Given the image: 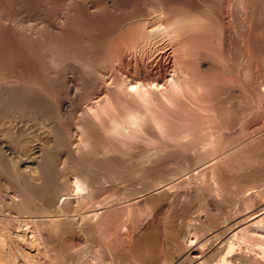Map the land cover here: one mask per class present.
Instances as JSON below:
<instances>
[{
	"label": "rangeland",
	"instance_id": "obj_1",
	"mask_svg": "<svg viewBox=\"0 0 264 264\" xmlns=\"http://www.w3.org/2000/svg\"><path fill=\"white\" fill-rule=\"evenodd\" d=\"M46 1H48V3H50L49 6H47L48 4H47ZM46 1L45 0H0V79H1L0 81L5 82V80L7 81L8 79H11V81H12V79H13L14 83L18 82V84H19V82L21 81L22 84L21 83H20L21 85L19 84L21 86V88H23V87L24 88H31V89H27V90H24V88H23V90H18V88L20 86L17 84L18 85V87H17V85L12 82L11 84H13V86H11V87L13 88V91H15L14 90L15 86L17 88L15 93H17L19 95V94H21V91H22L21 96L19 95L20 98H24V96L27 98L28 97V95H26L27 92H29L28 94H29V96H31V98H33L32 96H34L33 101L34 100L38 101L39 97L40 98L42 97L41 100L39 99V102H37V104H36L35 101L32 102V99H31V101L27 100L26 104H24L26 100H18L19 102L21 101L22 104L21 103L19 104L18 101L14 102V103L12 102L13 104L12 103H10V104L5 103L4 106L6 108L4 107V109H6V110H4V109L0 110V112H2V113H3V110L5 111L3 114L2 113L0 114V117H1L0 118V135H2V133H4V135H5V133L7 134V132L8 133L14 132V134H16L17 137H21L23 143L27 144V145L26 144H24V145L27 147V150H29V154L32 155V158H33L34 154H31V153H35L34 152L36 150L35 147L38 148L39 146L42 145V143H47V142H44V139H45V137H47V135H49V137H51V139L57 140L56 137H58L59 136L58 134H60L57 131L61 132V134H60L61 138L64 137V139H62L63 141H67L68 140V142L70 144L73 143V145H75L77 141L75 139L76 137H75L74 125H72V124H74L73 123V118L75 117L74 118V121H75V119H77L79 117V115L83 112L84 108H86L84 106V104L86 106L87 105L89 106L91 103L93 104V103H95L96 100L99 99V97H98L99 95L103 94V96H104V93H103L104 89L103 88L105 86V82L106 81H107L106 83H109L107 85H111L113 81H114V84H115L116 78H118V80H119V78H120L119 74L120 73L123 74V72H124L126 67H127L126 68L127 71L125 70L126 71L125 74L126 73L127 74L130 73L129 75H132V74H135V72H136V74L139 73L138 75H139L140 78L142 76L143 77H145V76L147 77V74L145 72L141 73L142 71H139L140 69L137 68V66H136L137 64H135V66H134V63L132 61L130 63L131 64L130 65L131 67H130V66H128V64H126L124 62H121L120 59L119 60L117 59L119 57V55H120V52H123V51L130 52V50H129L130 47L129 46L131 44H133V41L135 40L134 38L137 37V35L135 37L132 36L130 34V32L131 33L134 32L135 34H137L138 29L140 30V25H138V23L137 24L135 23V25H134V22H132L134 17L135 16L138 17V15L141 16L143 13L144 14L141 17H144V15H146V12H147V13H149L147 15H151L152 16V17L151 16L150 17L146 16V17H148L150 19L151 18H162L161 17V16H163L162 13L165 14L169 10L172 11V13L176 10L174 13L175 14H177V13L179 14V13H183V11L185 9L184 7L188 8V9H186V11H188V10H192L193 7L192 8H190V7L194 5L193 9H196L197 11L198 10L200 11L201 6H205L206 5L207 8L203 7L202 9L203 10L204 9H206V10L208 9L207 11H208L209 14L204 13V12H207L205 10L202 12V9H201L200 12H202L203 15L206 16V18H211L212 14L214 13L213 17H212L214 19L213 20L210 19L209 21L212 22V21L215 20L216 24L214 23L213 25L217 26L218 28L215 27L217 29V30H215L214 26L211 25L214 28V30L212 29L213 32H210L212 30H210L209 32H206V33H208V35L206 33H204L206 35H204V37L203 36L200 37V40H198L197 44H196V41H194V43H192L193 45L196 44L195 47H193V45H192V48H196V47L201 48L202 46H199V45H203V48H204V47H206L204 45H207V44L210 43L211 45L210 46L207 45L208 47L206 48L208 50V52H207L206 49H202V48H201V51L203 52L205 50L206 54L208 55L207 58H209V56L211 55L212 58L210 60H213L215 58L219 59L218 61H217V59L213 60V61H217L216 64L218 65V69L215 72V75H214V73H210L211 77L215 78L217 76L216 77L217 78V82H216V79H212V80L210 79V81H212V83L216 82L217 84L222 85V86L223 85L225 86L227 84V86H226L227 88H225V89H227V91L226 90L223 91L225 95L221 94L222 93L221 92L219 94L222 95V96L218 95V98H217V99L220 98L219 101H218V102H220V104H222L223 102H225V103H223L222 106L218 103V108L220 107L219 111H222V112H224L228 108H229L228 109L229 111L231 109H232L231 111H234V110H236V111L233 112L232 114L230 113L229 114L230 116H228V113H227L229 111L228 110L225 111V113H224L225 116H223V119L221 118V121L223 122V120H225V122H223V123L225 125L226 130H230L231 129L229 132L231 133V135L234 134V136H231L232 138L229 140L230 143L232 141H234L232 143V144H234L235 142L238 141V143L240 142L242 144V146L238 147V148H240L239 150L241 152L240 151L237 152L238 148H236L237 150H235V152H234L235 154H233L234 156L232 155L233 158H231L229 156L230 159L227 158L228 161L227 160H224L225 162L222 161V162H224L223 164L221 162L222 166H221L220 163L218 164V168L219 169H217V170L219 171V173H221V171H222L221 168H223V172L226 173L229 170L228 171L229 174L227 172L226 174L224 173V175H223V172H222L221 175H223V177L220 176L219 177L220 180L217 179V182L211 180L210 178L208 179V177L205 176V175L204 176H200L199 168L203 167L204 165L206 166V164L208 165V163H210L209 161L207 163H205V164L203 163V165H201V166L200 165H198L196 167L191 166L193 168L191 170L185 172L186 174L182 173V172H178L179 167L183 164L184 161L186 162V160H189L187 162H191L190 160L193 157L191 156L192 153L190 151H188V153L186 151H184L183 153L181 152V154L177 155V157L174 156L177 159V161H176V159H173L174 158L173 155L171 156L170 154H168L169 150H170L169 148L167 149L168 151H166L164 149L162 152H159L160 154H158L156 157L158 158L161 155V157H163V158L160 157V158L157 159L159 161V162L157 161L156 165H155V169H157L156 170L157 175H154V176H151V177L149 175L148 179L150 177V180H148L146 178L147 177V175H146L147 173H142L143 175H146V177L143 176L141 173H139L140 175H135V178H133L134 174H132V172H131L132 168H130V167H132V165H130V163L129 164L126 163L127 164L126 165L125 163H122V162L120 164V161L123 160L121 157H123L125 159L126 158L125 155H124L125 157L123 155L118 156L116 160L115 159L113 160L114 162L111 160V161L105 162V164H104V161H101L99 159L95 160V158H93L91 155H89L90 153H88V154L83 156L82 161H81V165H80V163H75L73 161H72V164H71L70 160H72V159H68L69 156H68V154L66 153V151L64 149L62 150V152H61V150H59V151L57 150L59 153H56L57 151H52V154L56 153L55 154L56 157H55L54 154L52 155V154H50V152H48V154H50V155L47 154L45 157H46V159L49 158L48 162H50V161L51 162H50V164H48L47 160H45V163L47 162L48 167L51 165L50 167L54 168V169L51 168L52 170H50L53 173H55V171H58V169H59V168L56 167L58 165L57 163L59 161V159H57L58 158L57 156H59L61 153H63L64 155L61 154L60 156H62V158L59 157L60 161H62V163L59 161V163H60L59 166H61V165L65 166L68 163V167L70 166V168H68V169L65 168V169H67L66 171L73 170L72 167H74L76 170L80 169V168H83V167L84 168H88V165H89V167L92 166L91 168H93L94 174H96L94 176L95 179L97 177L99 178V173L101 174L102 172H108L109 171V173L112 175V177L114 176V178H115L114 180L115 181L114 182H113V180L110 181V182L107 181V183H105L106 185L102 184L103 187L98 184L100 186V188H99V186H97L98 188H96V189H98L97 190L98 192H96V190L94 192L95 199H96V197L98 198V196H99L100 199H102L106 195H109V194L112 197H114V196H116V197L119 196L120 197L121 195L124 194L123 196H121L123 198L121 200H123V202L125 204H127V202H129V203L127 204L128 206H126L128 209H126V207H123V209L113 208V209H111V211L109 209V212H108V210L105 211L104 213L107 216L103 213V215L101 217L102 223L101 222L100 223H94V224H92V226H90L89 224H85L84 226H77V224H75L76 222H74V221H70L71 223L70 222H65L64 224L62 223L64 226H62V225L59 226V228L57 230L58 232H56L57 234H55L56 238H54V241H53L54 243L52 242L50 244L51 248L54 246V248H52V250H51L52 253L50 254L51 256L55 255L54 262H53V260H51L52 258H50V260H48L49 258H47V257H50V255L47 256L46 258H42L41 256L39 258V257H37L38 255L35 254L34 255L35 264H42L43 262H44L43 264H45V262H47L49 264H53V263L55 264V262H56V264H95V263L97 264L100 261L103 262V263L100 262L101 264H104V263L105 264H193V263L194 264H197V263L201 264L200 261L203 262V264H215V263H217L219 261V259H220L219 256L221 257L220 254H222V257H225V260L227 261L228 257L233 256L232 253H235V255L244 254V256L246 255L245 257L249 256L250 258L247 257V258H249V260L246 259V261L248 260L249 263L245 261V264L246 263L247 264H264V220L262 222H260V223H257L258 225L254 224L256 226L252 225V228L249 227V229H247L249 231L247 234H252V236H251L252 245L249 243L251 245V247H249V249H248V245L249 244L246 243V244H248L246 246L245 241L246 242H250V241L245 240V241H243V243H240V242H242V240L240 238L249 239L250 240V237L246 234V232H247L246 230L243 233V235L241 234L242 237L239 236L240 234L238 235L240 238L238 236H235V235L231 234V232H233L231 230H232V227H233L234 223H236L239 219H241L243 217V215H247L252 210L264 207V143H263L264 142V135H263L264 134V91H263L264 90V0H252V1L251 0H249V1L238 0L242 4L240 2H236L237 0H224V1L222 0L225 3V5H224V3L223 4L221 3L222 2L221 0H217V1L210 0V4L215 1L214 4L216 6L215 5H213V6L216 7V8L218 6V10H216V8H214L212 6V4L210 5L211 6V9H210L209 5H208L209 4L208 0H205L206 2L204 0H177V1L175 0L176 3H174V0L173 1L172 0H170V1L169 0H165V1L162 0L164 2L163 4L161 3L162 1H160V0H130V1H134V2H130L129 0H125L126 1L125 2V1L121 0L122 4L125 3L124 5L119 3L120 0H115L117 2H113L114 3L113 6H110V7L108 6L109 9L107 8V6L104 3H100L97 0V2L100 4V10H101L99 12V14H98V18L97 19H101L106 14H109V15L111 14L109 16V18L111 19L110 20L111 22L109 20H107L106 21L107 22L106 26L105 25L102 26L99 23H97L96 22L97 19L96 20L94 19V21H93V20H91L92 18L88 17L89 18L88 19L87 17L85 18L84 16L75 13L76 11H73L74 6H69V5L73 4V3L71 4V1H69V0H66L67 2L65 0L64 1L63 0H58V1L51 0V2H49L50 0H46ZM146 1H147V3H146ZM156 1H157V4H156ZM158 1H159L160 4L158 3ZM202 1H203V3H202ZM233 1H235L236 3H234ZM127 2L129 3V5L127 4ZM168 2H170V3H168ZM216 2H220V3L216 4ZM229 2H230V4H229ZM243 2L248 3V5L246 3H243ZM45 3H46V6H44ZM51 3H52V5H54L57 8L50 7V6H52ZM62 3L64 5L65 4L66 5L63 6ZM171 3H173V4H171ZM231 3L233 5L235 4L234 5L235 7H236V5L238 3L240 4V6H237L236 8H234V6ZM59 4L62 5V6L60 7ZM103 4L105 6H103ZM133 4H136V5L134 6ZM101 5H102V7H101ZM115 5L116 6L119 5V6L116 7ZM120 5H122L124 8L122 6H120ZM158 5H159V7H158ZM161 5H162V7L164 5V7L161 8ZM195 5L198 8H196ZM198 5L199 6L201 5V6L199 7ZM250 5L253 6V7H251ZM67 6L69 8H67ZM127 6H130L131 8L128 7V9H127ZM222 6H223V8H222ZM224 6L225 7L227 6L228 8L231 7V9L229 8V11H231V13L233 12L234 15L231 14V13H230V15L231 16H235V18L232 17L234 20L231 19V16H230V22L232 20L235 23L239 21V23H236V25H235V23L233 21L231 22V23H233V24H231V27L233 26L234 31H236L235 32V42H236L235 43L236 44L235 47H236V49H235V47H232L231 45L230 46L227 45V47H226V45H223L220 42V39H219L220 38L219 34L221 32V29H222V27H221L222 20H221V15L219 13L223 12V9L225 10ZM241 6L244 9L241 8ZM245 6H247L246 7L247 10H245L246 9ZM249 6L252 9H248ZM71 7H73V9H71ZM121 7L123 8V10H122ZM166 7L169 8V9H167ZM45 8L48 9L49 11H47ZM54 8H55V10L57 9L58 12L55 11ZM103 8L107 9V10L104 11ZM173 8H176V9L174 10ZM110 9L111 10L114 9V10H112V12H111ZM115 9H119V10H115ZM133 9H134V11L136 9V11L134 12ZM139 9H141V10H139ZM165 9L167 11H165ZM209 9H210V11H213V10L214 11L211 13L209 11ZM221 9H222V11H221ZM232 9L234 11L237 10V12H234ZM241 9H242V11H241V13H239ZM44 10H46V11L44 12ZM60 10H62V12ZM144 10H146V12H144ZM162 10H164V12H161ZM243 10L247 11V12H245V14H243L244 13ZM248 10H250V11H248ZM50 11H52V12H50ZM107 11H109V12L107 13ZM116 11H119L120 13L123 12L125 14V16L123 14H121L122 15L121 16L120 13L119 12L116 13ZM127 11L130 12L129 14H131V16L129 14H128L129 16L126 15L125 12H127ZM131 11H133V12H131ZM140 11H141V13H140ZM159 11H160L161 14L159 13ZM186 11H184V12H186ZM66 12H68L69 16L67 15ZM72 12H74V13H72ZM103 12H104V15H103ZM50 13H52V14H50ZM59 13H62V14H59ZM113 13H114V15H113ZM132 13L133 14L135 13L133 17H132V15H133ZM235 13H238L239 16H238V14L236 16ZM44 14L46 15L45 17L42 16ZM73 14H75V15H73ZM117 14H118V16L120 15L123 19L120 16L118 17ZM242 14L244 15V17H243L244 19H242V16H243ZM246 14H247V17H246ZM54 15H55V17H54ZM60 15H62V16H60ZM99 15H100V17H99ZM153 15H155V16H153ZM158 15H160V16H158ZM248 15L249 16L251 15L250 19H248V17H249ZM41 16H42V18H41ZM51 16L53 17V19H51L52 18ZM73 16H75V17H73ZM113 16H115V17H113ZM46 17L50 18L52 21H49L50 19H47ZM56 17H58L59 19L56 18ZM77 17L79 18L80 21H77L78 20ZM82 17L84 19H87V20H85V22H84V19ZM127 17H129V18L127 19ZM164 17H166V15H164ZM164 17H163V20L161 19L162 21L165 20ZM43 18H45L47 20H45V19L42 20ZM68 18H69L70 22L67 20ZM73 18H76V19H73ZM80 18H82V19H80ZM116 18H118V23H116ZM238 18H239V20H238ZM57 19H58V21H57ZM72 19H73L74 22L72 21ZM124 19L125 20L127 19V21H130L133 24L130 23V22H127V21L125 22ZM219 19L221 20L220 22H218ZM38 20H42V23H44L45 21H47V22H45V24H43L41 26L40 24H42V23L40 21H38ZM90 20L93 21V23ZM206 20L208 21V19H206ZM86 21H87V23H86ZM49 22H50V24H49ZM75 22H76V24H75ZM38 23H40L39 25L41 27L39 25H37ZM84 23H86V24H84ZM95 23L97 25H93ZM128 23H129V25L131 24L130 25L131 27L128 25ZM210 23H209V25H210ZM54 24H57L55 26L56 27L58 26L59 32H58V29L54 26ZM73 24H74V26L76 25V29L77 30H81L80 31L81 36H78L79 31L74 29L75 27H73ZM87 24L89 25V28H90V26L93 27V28L88 29V25ZM119 24H120V26H119ZM121 24H123V25H121ZM125 24L129 28H133V29H131V30L129 29L130 30L129 31L128 27H126V26L124 27ZM218 24L221 27L220 29H219V25ZM46 25H47V27H46ZM49 25H50L51 28L49 27ZM52 25L54 27H52ZM111 25L112 26L114 25V27L111 28L110 27ZM137 25L139 26L138 28H137ZM31 26H33V27L31 28ZM37 26L39 27V29H36V30L34 29L33 30V28H35V27L37 28ZM94 26L99 27V28H96ZM117 26L122 28V31ZM133 26H135V27H133ZM29 27L31 28V30H30ZM42 27H44V29ZM48 27L51 30L48 29ZM237 27H238V29H237ZM54 28H56L57 31H54L53 30ZM106 28L108 29V31L106 30ZM91 29H92V33H91ZM103 29H105L104 30L105 33L103 32ZM114 29H116V30H114ZM118 29H120V33L123 32V31L125 33L124 32L121 33V36L119 34L117 35V33H119ZM125 29H127L129 32L127 30H125ZM134 29L137 30V31H133ZM73 30H75V31H73ZM84 30H85V32H83ZM86 30L90 31V32L89 31L87 32L88 35L86 33ZM98 30H99V32H98ZM112 30L114 31V33L115 32H117V33H115V35H114ZM238 30H239V33H238ZM50 32H51L52 35L50 34ZM100 32L103 35H101ZM107 32H109V33H107ZM57 33H58V35H57ZM97 33H99L100 35L97 34ZM127 33L129 35H127ZM134 33H133V35H135ZM213 33L214 34L217 33L216 35L219 36V37H217L216 35L213 37V35H214ZM53 34H56V35H53ZM104 34H107V35H104ZM122 34L123 35L125 34V38H123L124 36H122ZM74 35H76L78 37H81V41L82 42L78 41L79 39L77 37H75ZM236 35L238 37L237 39H236ZM107 36H109V37H107ZM207 36H209L210 38L207 37ZM51 37L52 38L54 37L53 38L54 40L57 39V43H55V41L53 40V43H55V44H52V38ZM89 37H90V39H89ZM93 37H95V38H93ZM100 37H102V38H100ZM111 37H113V38H111ZM205 37H207V38H205ZM211 37L213 39L212 43L210 42L211 40L208 41V39H211ZM48 38H50L49 41H48ZM75 38H77V39H75ZM82 38H83V40H82ZM103 38H104V40L101 41ZM109 38H111V39H109ZM116 38L117 39L120 38V40L118 39V41H121V38H122V42H120V43L124 44L125 46L121 47L122 44L120 45V43L117 42ZM129 38H131L132 40L129 39ZM202 38H205V40L203 39L204 43L201 42ZM86 39H87V41H86ZM206 39H207V41H206ZM90 40H92V41L90 42ZM105 40L108 41L110 46H108V44L104 43V42H106ZM125 40L126 41L128 40V42L130 41L129 43H131V44H129L128 42H125ZM218 40H219V42H218ZM58 42H59V44H58ZM87 42L89 43V46L91 48L89 46H87L88 45ZM93 42H95V43H93ZM115 42H117V43H115ZM78 43H79V45H78ZM92 43H93V45H92ZM50 44H52L51 46H54L55 49L57 48L56 49L57 52L55 51V49L53 47L49 46ZM56 44H58V45H56ZM84 44H87V45L85 46ZM100 44H102V45H100ZM103 44L106 45V46L103 47L104 46ZM112 44H113V46H112ZM82 45H84V46H82ZM126 45H128V46H126ZM222 46H224V47H222ZM48 47H50V48H48ZM84 47L90 48V51H89V49H85ZM109 47L111 48V50L109 49ZM123 47H124V49H123ZM126 47L127 48L129 47V48L127 49ZM80 48H81L82 51L84 50L83 53L80 50ZM93 48H95V49H93ZM104 48H106V51L109 49L110 52L109 51L105 52V50H103ZM112 48L114 49V51L116 53L113 51ZM47 49H49L48 50V54H47ZM98 49H100V50H98ZM210 49L212 50V53L216 52V54H217V51H218V54H217L218 56L214 57L216 55L215 53H214V56H213V54H210L209 53ZM221 49H224V50H221ZM227 49H229L228 52H226ZM247 49H248V51H247ZM86 50H87V53H85ZM126 50H129V51H126ZM211 50H210V52H211ZM232 50H234V52H231ZM242 50H243V52H242ZM61 51L63 52L64 55L62 54ZM94 51H96V52L94 53ZM100 51L101 52L103 51L104 53L101 54ZM244 51H246L247 53L244 52ZM90 52H93V53H90ZM97 52H99V53H97ZM205 52H203L204 55H205ZM57 53H58V55H56ZM81 53L83 55H81ZM84 53L86 55H84ZM88 53H89L90 57L87 56ZM108 53H109V55H108ZM225 53H227L228 55H226ZM230 53H232V54H230ZM233 53L235 54V58L236 59L240 58L241 60L239 59L238 61H236V59H233L232 63L228 64V62H230V57L229 56L230 55H234ZM50 54H51V56L48 57V55H50ZM93 54H94L95 57H92ZM104 54L105 55L107 54V55L104 56ZM113 54H114V56H113ZM219 54H221V57H219L220 56ZM96 55H98L99 58ZM117 55H118V57L116 58ZM207 55H205V56H207ZM223 55L225 56V58L222 57ZM236 55H238V56L236 57ZM80 56L83 57V58H81ZM85 56H87V60H86ZM226 56H227L228 59L226 58ZM110 57L113 58V59H111ZM50 58H52V59H50ZM94 58H96L95 59L96 61L94 60ZM100 58H101V60H100ZM88 59H89V61H88ZM223 59L226 61V64H225L226 66L223 65L224 64ZM54 60H55V62H53ZM102 60H104V61H102ZM234 60H235V63H234ZM83 61L86 62L87 66H84L85 64H83V65L81 64V62L84 63ZM90 61H92V63ZM119 61L123 65H121L119 63ZM95 62H96V64H98V66L94 65ZM236 62H237V65L235 67ZM239 62H241V63L239 64ZM247 62H248V65H249V63H252V64H250L247 67ZM99 63H100V66H99ZM245 63H246V65H245ZM92 64H93L94 67L92 66ZM101 64H102L103 67H101ZM116 65H117V67L115 68ZM132 65L137 69V70H135V72L133 71L135 68L133 69ZM231 65H233L236 68L235 70H237V74H235V75H237L236 77H234L235 75L233 73H232V75L228 74V73L231 72V70H228V69H230L229 67ZM83 66L86 67V69H84ZM90 66H92L93 68L90 67ZM104 66H106V67H104ZM122 67H124V68H122ZM128 67H130V69ZM223 67H224L225 70L223 69ZM237 67H238L239 70L237 69ZM250 67L253 70L252 71L253 75H251V76H250V74H252V72H249ZM89 68L90 69L92 68L91 70L94 71V72H92ZM96 68L97 69L100 68V69L97 70ZM103 68L107 69V72H105L106 70L103 69ZM119 68H121V69H119ZM243 68H246L245 71L247 73L248 72L249 73L247 74L244 71ZM93 69H95L96 71L93 70ZM86 70H87L88 73L86 72ZM116 70H118V76L116 75V73H117ZM221 70H223V72L225 71L224 75H223V72ZM227 70L230 71V72H228ZM89 71H91V72H89ZM99 71H100V73H99ZM132 71H133V73H132ZM234 71H232V72H234ZM95 72H97V73L95 74ZM226 72H227L228 75L226 74ZM113 73H114L115 77L112 78V76H114V75H112ZM218 73L219 74L221 73L220 76H219ZM98 74H102L101 76L105 80H103L101 77H99ZM103 74H105V75H103ZM107 74H109V75H107ZM122 74H121V76H122ZM157 75H159V73L155 74V76H157ZM221 75H223V77H221ZM103 76H105V77H103ZM226 76L227 77L228 76H233L234 77L233 83L235 85L232 83V81L231 82L228 81L230 79H228ZM110 77L112 79H110ZM237 77H239V79ZM250 77H252V79ZM99 78L102 79V80H99ZM108 78H109L110 81H112L111 83H110V81L108 82ZM223 78H226V79H223ZM14 79H15V81L17 79V81L15 82ZM125 80L128 81V82L132 81V80H134L133 82L138 81V80L139 81L142 80L144 82L146 80L147 81L150 80V82H152V83H153V81H155V79H153V81H152V79H145V80L144 79H124V81ZM157 80H159L160 82L162 80L163 83L165 82V79H157ZM236 80H239V81L235 82ZM11 81H9V82H11ZM98 82H100V87L98 86L99 85ZM238 82H239V85L237 86ZM101 83L103 84V87L101 86ZM152 83H150V84H152ZM24 84H25V86H24ZM228 84L231 85V87L233 85L235 87V89L237 88L235 90V92ZM101 88L103 90L99 91V89H101ZM223 89H224V87H223ZM238 89H240L242 92L240 93V90H238ZM28 90H31V92L34 91V92H36V94L34 93V94L30 95L31 92L28 91ZM230 90H232V92ZM18 91H20V92H18ZM25 91H27V92H25ZM67 91L69 93L71 92L73 94H69ZM101 91H102V94L100 93ZM228 91H229V93L231 92L232 94H229ZM225 92H227V93H225ZM238 92L240 94H237ZM95 93L98 96L94 95ZM226 94H227L228 98H227ZM35 95H38V96H35ZM223 95H224V97H223ZM231 95H233V96H231ZM64 96H66V97H64ZM75 96H76V98H74ZM96 97H98V98H96ZM232 97H234V99H232ZM36 98H37V100H36ZM73 98H74V100H73ZM94 98H96V100L91 102V100H93ZM224 98H226V101H225ZM227 99L230 100V103H229V100H227ZM234 100H236L237 102L234 101ZM240 100H242V101H240ZM42 101H44V102H42ZM233 101H234V103H236L235 107L236 108L239 107V108L233 109L234 108ZM238 101H240V102H238ZM15 103L16 104L18 103L19 105L18 104L16 105ZM57 103H61V104H57ZM6 104L9 105V106H7ZM27 104L29 105L28 106L29 108L27 107ZM62 104H65V106H61L60 109H59V105H62ZM224 104L225 105L226 104L227 105L231 104V105L226 107L227 105L225 106ZM237 104H238V106H237ZM14 106H15V108H13ZM21 106L24 107V108L22 109ZM56 106L58 107L59 111H58ZM231 106H232V108H231ZM221 107H222L223 110L221 109ZM7 108H8V110H7ZM18 108H20V109H18ZM224 108H225V110H224ZM13 109H15L16 111L13 110ZM20 110H22V111H20ZM237 110H238V112H237ZM67 111H68V113H67ZM79 111H80V114H78ZM236 112L238 113L237 114L238 116L236 115ZM63 113H67V115H64ZM4 114H6V115H4ZM7 114H10V115H7ZM233 114H234V116L236 115L237 117L235 116L236 120L233 119L234 121H231L232 118H234V116H232ZM75 115L77 116V118H76ZM226 115H227V117H226ZM225 117L228 118V119H224ZM228 120H229L230 123L228 122ZM235 121H236L237 124L236 123L234 124ZM226 122H228L229 125H227ZM70 124H71L72 127L69 126ZM239 127L242 130V132H240L241 131L240 129H237V130L235 129V128H239ZM53 130H55V131H53ZM234 130L237 131V132H235ZM238 130H240L239 134H238ZM259 131L262 132V133L260 134ZM50 132H51V134H49ZM52 132H54V133H52ZM67 132H69V133H67ZM17 133H19L20 135L18 136ZM62 133H64V134H62ZM258 133L261 135V137L257 136ZM52 134H53V136H52ZM67 134L70 136L69 139H68L69 136ZM237 134L240 135V136H238V138H237ZM52 137H55V138H52ZM234 137H235V140H234ZM247 137H249V139H248L249 143L246 141ZM251 137H253L251 139L253 142H250V138ZM254 137L256 138V140L258 142L261 141L259 143V145H258V142L256 140L255 141L253 140V139H255ZM65 138H66V140H65ZM261 138H263V139H261ZM242 139L243 140L246 139L245 140L246 142L243 141ZM41 141H42V143H41ZM73 141H75V142H73ZM51 142H53V141L51 140ZM256 142H257V144H256ZM238 143H235V144H238ZM245 143L247 144L248 148H246ZM251 143L254 144V145H252ZM243 145H244V148H243ZM28 147H29V149H28ZM59 147H60V145H59ZM244 149H247L248 153H247V150L245 151ZM249 149H250V155H252V156L249 155V157H248ZM236 152L240 153V154L237 155ZM162 153H163V155H162ZM29 154L27 155L28 157H29ZM244 154L247 156V158L249 160L251 159L250 160L251 162L248 159L246 160V163L244 162L245 159H246V156L244 158ZM51 155H52V157H51L52 160L50 159V157H48V156H51ZM66 155L68 157H66ZM239 156L242 159H240ZM28 157H25V160L31 158V156L29 158ZM63 158L66 161V162L64 161L66 164L63 162ZM178 158H179V160H178ZM238 158H239V161L242 162V163H240L238 161ZM31 159L27 160L26 163H29L31 161ZM90 159H91V162H90ZM162 159H164V162H163ZM67 160H68V162H67ZM233 160L235 162L237 160L238 162L234 163ZM241 160H243V161H241ZM52 161H53V163L55 162L56 164L55 163L53 164ZM98 162L99 163L103 162V163L101 165ZM229 162H230V164L228 165ZM110 163H112V167H111ZM115 163L117 165H115ZM157 163H159V166L162 165L163 163L164 164L162 166H160V167H162V168H160V167L157 166ZM231 163H233V164H231ZM249 163H250V165H249ZM76 164H77V166L79 168H76L77 167ZM71 165H72V167H71ZM73 165H75V166H73ZM94 165H96V166L100 165L102 169L107 167V168H105V170H107V171H105V170L103 171L100 167H98V166L96 167ZM231 165L234 166L235 169ZM241 165H243L242 169H241ZM245 165H247V166H245ZM127 166L128 167L130 166V167L128 168ZM244 166L247 168V170H246V168ZM95 167H96V169H98V170H96L97 173H95L96 172L95 171ZM108 167H110L111 169H114V170H112L113 172H115L117 170L116 173L112 174L111 169L108 168ZM114 167H116L117 169L114 168ZM118 167H120V168H118ZM159 168H160V171H158ZM177 168H178V170H176ZM244 168H245L246 171H248L249 169L252 170V171L249 170L250 172L249 171L246 172L244 170ZM254 168H255V170H254ZM75 169H74V171H75ZM173 169H174V171H173ZM61 170H64V169L61 168ZM123 170L125 172L128 170V172L125 173ZM170 170H171L172 174L170 173L168 175H169V178L171 180L167 177V173ZM98 171H100V172L98 173ZM118 171H119V173H117ZM129 171H130V174H129ZM47 172H49V171H47ZM52 172H49V173L51 174ZM121 172L124 173V174L122 175ZM173 172H175L176 174L175 173L173 174ZM159 173L161 175L162 174L164 175V173H165L166 174L165 176H166V178H168V180L165 178L166 180H164V182H166V183H164V182L161 183L162 185H164V187L162 185H159V186L156 185V187L154 186L155 188L153 187L154 188L153 190L155 192L156 189L158 187L161 188V186H162V188H165L166 190L169 188L167 190L168 192L166 191L168 193V194L166 193L168 196H166L164 194L165 196L161 195V196H164V197H159V195H158V197L157 198L155 197L154 199H152V201L155 200V199H159V201H161L160 199H162V200L165 201V202L162 201L165 205H168L171 202L175 201V203H171V204H174V205L177 204V205H175V206L172 205L171 208H169L170 209L169 211H168L167 208L166 209L160 208L158 210V212H157L159 214H158V216L156 218V221L157 220H159V221H157V222L155 221V223L153 222V223L150 224V223H146L147 220H145V219H148L150 216L154 215L155 211L152 208V201L150 199L152 197L147 199L145 193L147 194V190L150 191V192H153L152 188H148V185L150 183H152L153 181H155L158 178V176H160ZM5 174L6 173H4V175L2 174V176H0V178H3V179L0 180V185L4 187L3 188V187L0 186V194L3 193V195H5L4 197H6V201H7V198H9L11 196V195L9 196V194L12 191V190H9V189H12V188H9V186H12V184H13L12 182H15V181L12 180L10 177L6 178ZM173 175H175V176H173ZM125 176H128L129 178L127 179V177H125ZM137 176H139V177H137ZM124 177H125L126 180L124 179ZM130 177H132V178H130ZM153 177H155V180H154ZM171 177H173V178H171ZM194 177H198L199 178L200 186H201V188H204L203 189V194H205V195L202 196L204 199L197 200L196 198L192 197L195 200H197L198 202L197 201H193L194 199H192V201L188 200L187 201L188 203H186V201L185 202L181 201L183 203V205L181 206L182 203H180V200H179L180 196L179 197H177V196L179 195V193L181 195L184 192L192 191L193 188H191L192 186H190L191 183H189L190 185H188V181H189V179H191V180L194 179ZM9 178H10V180H9ZM69 178L72 179L71 175L69 176ZM121 178H123L124 180H122ZM151 178H152V181H151ZM180 178H182L183 180L180 179ZM145 179H146V181H145ZM180 180H182V182L184 180L187 181L186 183H187L188 186L185 183V185H186V186H184L185 188H183V187L180 188L179 186L176 187L177 186L176 183H178V181H180ZM9 181H10V183H9ZM63 181L65 182V180H63ZM63 181H62V184H64ZM121 181H123V182L121 183ZM144 181L146 183H148V182H150V183L148 185H145L146 183ZM136 182H138V184H136ZM142 182H144L143 185H142ZM7 183H8V185H7L8 188L6 187ZM117 183L118 184L120 183V186ZM172 183L175 184V185H173ZM214 183H216V184H218L220 186L216 191H214L216 193H214L213 191H211L210 194H209V192L207 193V191H205V189H208L210 187V184H214ZM108 184L110 185V187L108 186ZM165 184H169V185L171 184V185L167 186ZM117 185L119 186V188H116V187H118ZM172 185H173V187H172ZM104 186H106V187H104ZM143 186L144 187L146 186L145 187L146 190L143 189L141 191L140 188L143 187ZM246 188H248V189H246ZM4 189L9 190V191L6 192V190H4ZM102 189L104 191H102ZM219 189H221V190H219ZM232 189L235 190V191H233ZM237 189H240V190L236 191ZM117 190H119V193H118ZM120 190L121 191L124 190L125 192L123 191L122 194H120ZM135 190H137V191L135 192ZM170 190H172V191H170ZM230 190H231V192H230ZM242 190H245V192H243ZM116 191H117V194H116ZM126 191H128V192L126 193ZM138 191H139V193H138ZM143 191H145V192H143ZM239 191H241V195L237 196L236 193L239 192ZM249 191L250 192L252 191V192L250 193ZM104 192H106V193H104ZM114 192H115V194L113 195ZM129 192H133L134 194L131 193V195H130ZM234 192H236L235 193L236 195L234 194L236 197L233 195ZM246 192L248 194L250 193L251 195L250 194L249 195L252 198L249 197V195ZM5 193H8V194H5ZM96 193L98 195H96ZM125 193H126L127 197H129V199H127V200L124 199V198H126ZM212 193H214V194H212ZM230 193H231V195H230ZM132 194L134 196L135 195L136 196L134 197V196H132ZM253 194H255V196ZM100 195H102V196H100ZM103 195H105V196H103ZM142 195H144V196H142ZM169 195H170V197H169ZM256 195H258V198L254 200V198H256ZM111 196H109L107 198H110ZM140 196L142 197V199H141ZM241 196H244V197L241 198ZM247 196H248V198H247ZM116 197H114V198H116ZM133 197L135 199H138L137 201H138L139 204H137L136 200ZM0 198H2V199H0L1 202L3 200H5V199H3V196H0ZM114 198H112L111 200H113ZM144 198H145V200H144ZM244 198H245V200H243ZM131 199L134 200V201L133 202L129 201ZM248 199L251 202H249ZM97 200H99V199H97ZM124 200H126V202ZM142 200H144L145 204L142 203L143 202ZM242 200L244 201L245 205L243 204ZM140 201H141V203H140ZM156 201L159 202L158 200H156ZM156 201H154V203ZM1 202H0V230H1L0 232L2 233V231H3L4 234H6L7 238H8L9 234L11 235V233H12L14 235L15 230L17 231V229L21 228V227H17V226H18L19 223H22V222H19V221L21 220L23 215L24 214H28V213L30 214L31 211L33 212V209H31V208H33V204L34 203L31 202V203H29L30 205L29 204L28 205L20 204L19 206L16 207V208H18L20 210L17 209V211H16L15 207H14V210H13V208L10 209L9 207H7V205H4V204H6L5 202H4V204H1ZM149 202H150L151 205L148 204ZM157 202L155 203L156 205H157ZM162 202H160V203H162ZM178 202H179L180 205L178 204ZM201 202H204V203L201 204ZM132 203H134L136 206L134 204H132ZM246 203H247V206H246ZM22 205H23V207H22ZM139 205H141V206L139 207ZM20 206H21V208H20ZM24 206L25 207L27 206L26 207L27 209H24L25 208ZM129 206H131V207H129ZM144 206H148L149 208L147 209V207H144ZM28 207L30 209L29 210L30 212L27 211ZM135 207H136L137 211H134V210H136V209H134ZM150 207L152 208L151 209L152 211L150 210ZM159 207H160V205H159ZM1 208H3V209H1ZM4 209L6 210V213H5ZM80 209L81 208H79L78 210H80ZM82 209L84 210L85 208H82ZM7 210H9V211L7 212ZM78 210H77V213L80 212ZM82 211L80 212V214L82 213ZM127 211H128V213H127ZM166 211H167V213H166ZM10 212L12 213V215L10 214ZM16 212H17V214H15ZM107 212L112 214V215L107 214ZM149 212H150V214H149ZM235 212H236L237 215L235 214ZM3 213L8 214V216L3 214ZM18 213L19 214L23 213V215L22 214H21L22 216L18 215ZM126 213H127V215H126ZM151 213H152V215H151ZM80 214H77V215L75 214V215H76V217H79ZM114 214H115V216H114ZM231 214H232V216H231ZM104 216H106V217H104ZM124 216H125V218L127 220H125ZM132 216H135L137 219L133 217L134 218V220H133V218H131ZM4 217L7 218V219L5 218V220H8V223H5L6 221L3 220ZM110 217H111V220L109 219ZM128 217L130 218L129 219L130 221H128ZM102 218H104L105 220L102 219ZM116 219L118 221L119 220L120 221L118 222V221H116ZM135 220H137V221H135ZM112 221H113V224L111 223ZM115 221L117 222V225L115 224ZM127 221H128V223H130L132 221V224L131 223L128 224ZM121 222L122 223L125 222V223H123V225H122ZM68 223H70V224H68ZM105 223H107L108 225L105 224ZM72 224L73 225L75 224V225L72 226ZM125 224H127V225H125ZM182 225H184V226H182ZM76 226L80 227V228H77ZM60 227H62V228H60ZM83 227H85V228H83ZM180 227L183 228V229L181 228L182 231H184V229H185L184 227H187L188 230H186V229L185 230L189 231V232L188 233L181 232ZM227 227H228V229H227ZM201 228L203 229V231L202 230L200 231ZM226 229H227V231H225ZM223 233H224V235H223ZM226 233H227V235H226ZM179 234H180V236H179ZM185 234L187 235L186 239L184 238ZM229 234L231 235L229 237L230 239H231V237H233V239H234V236L237 238V239L236 238L234 239L235 241H233L232 239L231 240L229 239V241L233 242V243L231 242L232 245L234 244L233 246H229V245H231L230 242L228 241L229 242L228 243L226 241L227 240L226 238L228 237ZM13 235H11V237L7 239V243H6L7 251L10 250L9 254L11 256H13L15 254V256H13L11 258L12 259L16 258L15 264H30L29 261H27L25 258H23V259L20 258L21 255L20 256H16L17 253H18L16 251L20 250L19 249L20 245H19L18 241L16 240V238H14L15 236H13ZM188 238H190V240L193 239L191 244H189V242L187 241ZM222 238L226 241L225 243H224V240H223V242L220 240ZM238 238L240 239V241H238L239 240ZM217 243L218 244L220 243L221 245L220 244L218 245ZM227 243H228V245H227ZM189 245H191V246H189ZM186 246L189 247V248H192V249H190V251H189V248H187ZM234 246H235V248H234ZM229 247L230 248L233 247L232 248L233 250L230 249L231 251H229ZM241 247L243 248V250L245 252L246 251H248V252L251 251V252L248 253V255H247L245 252H243ZM179 248H180V250H179ZM182 248H184V249H182ZM239 248L241 249V251H240ZM32 253H33V251H32ZM223 254L226 255V256H224ZM10 255L8 257H10ZM251 255H252V258H251ZM56 256L57 257L59 256L58 259L56 258ZM11 258H10V260H12ZM39 259H41V261ZM42 259L45 260V261L42 262ZM8 260H9V258H8ZM240 260L241 259H237L236 262H241V264H244L243 263L244 260L243 261L242 260L240 261ZM196 261H198V262H196ZM220 261L221 262H219L217 264H220V263L221 264H226V263L229 262V261L226 262V261L221 260V259H220ZM230 263L231 262H229V264ZM235 263L233 262L231 264H235ZM0 264H2V263L0 262ZM6 264H8V262ZM10 264H12V261H11ZM236 264H238V263H236Z\"/></svg>",
	"mask_w": 264,
	"mask_h": 264
},
{
	"label": "bare ground",
	"instance_id": "obj_2",
	"mask_svg": "<svg viewBox=\"0 0 264 264\" xmlns=\"http://www.w3.org/2000/svg\"><path fill=\"white\" fill-rule=\"evenodd\" d=\"M46 1V0H45ZM56 1H58V0H56ZM64 1V0H63ZM66 1V0H65ZM69 1H71V4L72 5H69V6H74V9H73V7H71V9H73V11H76L75 13H77V14H79V15H82V16H84L85 18L87 17H89V18H92L91 20H93L94 21V19L96 20L97 18H98V14H99V12L101 11L100 10V4L97 2V0H69ZM100 3H104L106 6H107V8H108V6L110 7V6H113L114 5V3L113 2H117V1H115V0H98ZM123 1H125V0H123ZM130 1V0H129ZM160 1H162V0H160ZM165 1V0H164ZM170 1V0H169ZM173 1V0H172ZM177 1V0H176ZM176 1L174 0V3H176ZM205 1V0H204ZM213 1V0H212ZM215 1H217V0H215ZM215 1L213 2V3H211L212 4V6L213 5H215L214 3H215ZM222 1V0H221ZM224 1V0H223ZM221 2L222 4L224 3V2ZM243 1H249V0H243ZM252 1V0H251ZM47 2V6H49L50 5V3H48V1H46ZM49 2H51V0L49 1ZM67 2V1H66ZM65 2V3H66ZM126 2V1H125ZM130 2H134V1H130ZM154 2V1H153ZM152 2V3H153ZM180 2V1H179ZM200 2V1H199ZM206 2V1H205ZM204 2V3H205ZM234 3H236V2H240V1H233ZM53 3V2H52ZM52 3H51V5H52ZM59 3V2H58ZM61 3V2H60ZM64 3V2H63ZM62 3V4H63ZM119 3H121V0L119 1ZM118 3V4H119ZM124 3V2H123ZM146 3H147V1H146ZM158 3H159V1H158ZM162 4L164 3L163 1L161 2ZM168 3H170V2H168ZM198 3V2H197ZM202 3H203V1H202ZM201 3V4H202ZM208 5H209V8L211 9V4H210V0H208ZM218 3H220V2H216V4H218ZM227 3V2H226ZM241 3V2H240ZM243 3H246V2H243ZM55 4V3H54ZM57 4V3H56ZM67 4V3H66ZM65 4V5H66ZM103 4V6H105ZM122 4V3H121ZM125 4V3H124ZM124 4H122V5H124ZM127 4L129 5V3L127 2ZM154 4V3H153ZM156 4H157V1H156ZM160 4V3H159ZM166 4V3H165ZM171 4H173V3H171ZM221 4V5H222ZM229 4H230V2H229ZM232 4V3H231ZM242 4V3H241ZM247 5H248V3H246ZM250 4V3H249ZM254 4V3H253ZM252 4V5H253ZM60 5V4H59ZM64 4H63V6H65ZM122 5H120V6H122ZM134 6L136 5V4H133ZM149 5V4H148ZM178 5V4H177ZM224 5H225V3H224ZM233 5V4H232ZM235 5V4H234ZM233 5V6H234ZM244 5V4H243ZM242 5V6H243ZM44 6H46V3H45V5ZM57 6V5H56ZM62 5H60V7H61ZM116 6V5H115ZM117 6H119V5H117ZM116 6V7H117ZM131 6V5H130ZM130 6H127V9H128V7H130ZM133 6V7H134ZM153 6V5H152ZM155 6V5H154ZM170 6V5H169ZM190 6V5H189ZM196 6V5H195ZM199 6V5H198ZM201 6V5H200ZM199 6V7H200ZM216 6V5H215ZM220 6V5H219ZM237 6H240V4L238 3L237 5H236V7ZM241 6V8H243ZM251 6V5H250ZM248 7V9H252L251 7H253V6H251V7ZM50 7H55L54 5H52V6H50ZM59 7V8H60ZM101 7H102V5H101ZM115 7V8H116ZM123 7V6H122ZM121 7V8H122ZM137 7V6H136ZM158 7H159V5H158ZM163 7H164V5H163ZM162 7V5H161V8H163ZM176 7V6H175ZM181 7V6H180ZM194 8V5L193 6H191L190 8ZM203 7H205V8H207V6L205 5V6H201V9L203 8ZM214 7V6H213ZM221 7V6H220ZM235 6H234V8H236ZM247 6H245V8H246ZM47 8V7H46ZM45 8V9H46ZM55 8H57V7H55ZM55 8H54V10H55ZM67 8H69L68 6H67ZM106 8V7H105ZM120 8V7H119ZM124 8V7H123ZM123 8H122V10H123ZM126 8V7H125ZM131 8V7H130ZM135 8V7H134ZM167 8V7H166ZM183 8V7H182ZM185 9H184V11H186V9H188V8H186V7H184ZM192 8V10H188V11H186V12H184L183 11V13H177V14H175L174 12L176 11L175 9L176 8H173L175 11L172 13V11H168L167 13H162L163 14V16H161L162 18H148V17H146V16H151V15H147V14H149V13H147L146 12V10H144V12H146V15H144V17H141V16H143V14L141 15V16H139L138 15V17L137 16H135L134 17V19L132 18L133 16H134V14L132 15V19H133V21L132 22H134V25H135V23L137 24L138 23V25H140V30L138 29V32H137V34H135L134 32H130V34L132 35V36H136L137 35V37L136 38H134L135 40L133 41V44H131V43H129L128 42V40L126 41L125 40V42H128L129 44H131L129 47H130V52H125V51H123V52H120V55H119V57H118V55L116 56V58L119 60H121V62H124V63H126V64H128V66H130L131 64V61L134 63V66H135V64H137L136 66H137V68H139L140 70L139 71H142L141 73H146L147 74V77L145 76V77H143L142 75V77L140 78L139 77V73H137L136 74V72H135V70H137L133 65V71L135 72V74H132L133 73V71H132V75H129V74H125V72L127 71V67L125 68V70H124V72H123V74L122 73H120L119 75H120V78H119V80H118V78H116V82H115V84H114V81L112 82V81H110L109 80V78H108V82L110 81V83L112 82V84L111 85H107V84H109V83H106L105 81V86H104V96H103V94H102V91L100 92L102 95H97L96 93L94 94V95H97L98 97H99V101L98 100H96V98H98V97H96V98H94L93 100H91V102L92 101H94V100H96L95 101V103H91L88 107L84 104V106L86 107V108H84V110H83V112L80 114V111H79V113L78 114H80L79 115V117L77 118V114L75 115L76 116V118L77 119H75V121H74V118H73V123L74 124H72V125H74V131H75V139H76V144L75 145H73V143H69L68 142V140L67 141H63L62 139H64V137L63 138H61V132L60 131H57V132H59L60 134H58L59 136L58 137H56L57 138V140H54V139H51V137H49V135H47V137H45V139H44V142H47V143H42V141H41V143H42V145L41 146H39L38 148L37 147H35L36 148V150L34 151L35 153H31V154H34L33 155V158H32V155H30L29 154V150H27V147L24 145V144H26V143H23V141H22V139H21V137H17V135L16 134H14V132H10V133H8L7 132V134L5 133V135H4V133H2V135H0V176H2V174L4 175V173H6L5 174V176H6V178H8V177H10L12 180H14L15 182H12L13 184H12V186H9V188H12V189H9V190H12L11 192H10V194H9V198H7V201H6V197H4L5 195H3V193H1L0 194V196H3V199H5V200H3L2 202H1V200H0V202H1V204H4V202L6 203V204H4V205H7V207H9L10 209H12L13 208V210H14V207L16 208L17 206H19L20 204H24V205H28L29 203H31V202H33L34 204H33V208H31V209H33V212L31 211V213L29 214L28 212H30L29 210V207H28V214H24L23 215V213H21L22 215H23V217L21 218V220L19 221V222H22V223H19L18 224V226L17 227H21L20 229H17V231L15 230V232H14V235L11 233V235H13V236H15L14 238H16V240L18 241V243H19V249L20 250H17L16 252H18L17 253V255L16 256H20L21 255V257L20 258H25L27 261H29V263L30 264H35V260H34V255L36 254V255H38L37 257H39L40 258V256L42 257V258H46L47 256H49L52 252H51V250H52V248H54V246L51 248V246H50V244L54 241V238H56L55 237V234H57L56 232H58L57 230H58V228H59V226L60 225H62V226H64L63 224L65 223V222H70V221H74V222H76L75 224H77V226H84L85 224H89L90 226H92V224H94V223H102V220H101V217H102V215H103V213L105 212V211H107L108 210V212H109V209H110V211H111V209H113V208H117V209H123V207H126V206H128L127 204L129 203V202H127V204H125L124 202H123V200H121V199H123L121 196H123V195H121L120 197L118 196V197H116V196H114V197H116V198H114V197H112L110 194L109 195H103V196H105L104 198H102V199H100L99 198V196H98V198L96 197V199H95V197H94V192H95V190H96V192H98L97 190L98 189H96V188H98L97 186H99V185H101L102 186V184L103 185H106L105 183H107V181H112L113 180V182L115 181L114 179V176L112 177V175L109 173V171L108 172H102L101 174L99 173L100 171H98V173H99V178L97 179H95V175L96 174H94V170H93V168H91V167H89V165H88V168H80V169H75L74 167H72V165H71V167H72V169L73 170H69V171H66L68 168H70V166L68 167V163H67V165H65V166H59V161H60V158H62V156H60L61 154H63V153H61L59 156H57L58 158L57 159H59V161H58V165L56 166L57 168H59L58 169V171H55V173H53L52 171H50V170H52V169H54V168H52V167H48V165H47V162L49 161L48 159L49 158H47L46 159V155L48 154V152H50V154H52V151H59V150H61V152H62V150L64 149L65 151H66V153L68 154V156H69V158L68 159H72V160H70L71 161V164H72V161L73 162H75V163H80V165H81V161H82V158H83V156L84 155H86V154H88V153H90L89 155H91L93 158H95V160L96 159H99V160H101V161H104V164H105V162H107V161H113L114 159L116 160L117 159V157L118 156H121V155H125L126 156V158L124 159L123 157H121L123 160L122 161H120V164H121V162L122 163H130V165H132V167H130V168H132V174H134V176H133V178H135V175H140L139 173H147L146 175H147V177H146V175H143V176H145L147 179H148V176L150 175V177L151 176H154V175H157V173H156V170L157 169H155V165H156V162L158 161L157 159L158 158H160L161 157V155H160V157H156L158 154H160L159 152H162L164 149L166 150V151H168L167 149L169 148L170 150H169V153L168 154H170L171 156L173 155V157L174 156H176L177 157V155H179V154H181V152L183 153L184 151H186L187 153H188V151H190L192 154H191V156L193 157L190 161L191 162H187V161H189V160H186V162L184 161L183 162V164L179 167V170H178V168L176 169V170H178V172H182V173H185V172H187V171H189V170H191L193 167H196V166H198V165H203V163L205 164V163H207L208 161L210 162V163H208V165L206 164V166L204 167H200L199 168V173H200V176H207L208 177V179L210 178L211 180H213V181H216L217 182V179H219V177L220 176H222L223 177V175H224V173L225 172H223V168H221L222 169V171H221V173L223 172V175H221V173H219V171L217 170V169H219L218 168V164L220 163L221 164V162L222 161H224V160H227V158H229V156L231 157V158H233L232 157V155L233 154H235L234 152H235V150H237L236 148H238V147H241L242 146V144L239 142L238 143V141L237 142H235V143H238V144H232L234 141H232L231 143H230V139L232 138L231 136H234V134H232L231 135V133L229 132L230 130H226V128H225V125H224V123L223 122H225V120H223V122L221 121V118L223 119V116H225L224 115V113H225V111H227V110H225V108H224V112H222V111H219V108H218V103L220 104V102H218L219 101V99H217L218 98V95H220L219 93H221V94H224V90H226L227 91V89H225V88H227L226 86H227V84L224 86H222V85H219V84H217L216 82H217V76L214 78V77H211V75H210V73H214V75H215V72L217 71V69H218V65L216 64V62L219 60L218 58H215V59H213V60H216L217 59V61H213V60H210L212 57H211V55L209 56V58H207L208 57V55L206 54V52H205V50L203 51V52H205V55H207V56H205L204 54H203V52L201 51V48L202 49H206L208 46H210L211 44L209 43V44H207V45H204V46H206V47H204L203 48V45H199V46H202L201 48H199V47H196V48H192V43H194V41H196V44H197V42H198V40H200V37H204V35H208V33H206V32H209L210 30H214V28L216 27V28H218L217 26H215V25H213L214 23H215V20L214 21H209L210 19L211 20H213L214 18H212L213 17V14H212V16H211V18H206V16L205 15H203V11L205 10V11H207L206 9H202V12H200L201 11V9H200V11L198 10H196V9H193ZM196 8H198L197 6H196ZM214 8H216V7H214ZM213 8V9H214ZM222 8H223V6H222ZM224 8H225V10L223 9V12H220L219 14L221 15V20H222V24H221V27H222V29H221V32H220V42L223 44V45H226V47H227V45H231L232 47H235L236 46V42H235V32L236 31H234V28H233V26L231 27V24H233V23H231L234 19L233 18H235V16H231L230 15V13H231V11H229V8L231 9V7H225L224 6ZM233 8V9H234ZM44 9V8H43ZM53 9V8H52ZM65 9V8H64ZM104 9V8H103ZM109 9V8H108ZM137 9V8H136ZM136 9H135V11H136ZM160 9V8H159ZM167 9H169V8H167ZM172 9V8H171ZM178 9V8H177ZM210 9H209V11H210ZM212 9V10H213ZM232 9V10H233ZM240 9V8H239ZM244 9V8H243ZM47 11H49L48 9H46ZM46 10H44V12L46 11ZM66 10V9H65ZM70 10V9H69ZM105 10H107V9H104V11ZM112 10H114V9H112ZM112 10L110 9V11L112 12ZM115 10H119V9H115ZM121 10V11H122ZM130 10V9H129ZM139 10H141V9H139ZM179 10V9H178ZM215 10V9H214ZM213 10V11H214ZM216 10H218V6H217V8H216ZM220 10V9H219ZM235 10V9H234ZM233 10V11H234ZM245 10H247V8L245 9ZM53 11V10H52ZM52 11H50V12H52ZM55 11H57V9L55 10ZM54 11V12H55ZM61 12H62V10H60ZM67 11V10H66ZM125 11V10H124ZM133 11H134V9H133ZM133 11H131V12H133ZM134 11V12H135ZM165 11H167L166 9H165ZM213 11H210L211 13L213 12ZM221 11H222V9H221ZM239 11V10H238ZM241 11H242V9L240 10V12L239 13H241ZM248 11H250V10H248ZM53 12V13H54ZM58 12V11H57ZM65 12V11H64ZM69 12V11H68ZM68 12H66L67 13V15H68ZM109 11H107V13H108ZM115 12V11H114ZM117 12H119V11H116V13ZM128 12V13H127ZM127 12H125L126 13V15H128L130 12L129 11H127ZM143 12V11H142ZM161 12H164V10H162ZM182 12V11H181ZM216 12V11H215ZM234 12H237V10L236 11H234ZM243 14H245V12H247V11H244L243 10ZM48 13V12H47ZM72 13H74V12H72ZM102 13V12H101ZM115 13V14H116ZM120 13V12H119ZM118 13V14H119ZM140 13H141V11H140ZM159 13H160V11H159ZM204 13H207V14H209L208 13V11L207 12H204ZM217 13V12H216ZM50 14H52V13H50ZM59 14H62V13H59ZM106 14V13H105ZM118 14H117V16H118ZM121 14H123L124 16H125V14L122 12V13H120V15ZM139 14V13H138ZM161 14V13H160ZM231 14H233V12L231 13ZM236 14V16H237V14L238 13H235ZM242 14V15H243ZM252 14V13H251ZM56 15V14H55ZM55 15H54V17H55ZM71 15V14H70ZM73 15H75V14H73ZM103 15H104V12H103ZM111 15V14H110ZM109 14H106V15H104L101 19H97L96 20V22L97 23H99L100 25H105L106 26V21L107 20H111L110 18H109V16H110ZM113 15H114V13H113ZM119 15V16H120ZM130 16H131V14H129ZM128 15V16H129ZM164 15H166V17H164ZM218 15V14H217ZM234 15V14H233ZM241 15V14H240ZM42 16H46L45 14L44 15H42ZM42 16H41V18H42ZM49 16V15H48ZM60 16H62V15H60ZM69 16V15H68ZM78 16V15H77ZM118 16V17H119ZM122 16V15H121ZM120 16V17H121ZM153 16H155V15H153ZM158 16H160V15H158ZM230 16H231V19H233L231 22H230ZM238 16H239V14H238ZM249 16V15H248ZM251 16V15H250ZM250 16L248 17V19H250ZM52 17V16H51ZM59 17V16H58ZM58 17H56V18H58ZM73 17H75V16H73ZM99 17H100V15H99ZM113 17H115V16H113ZM152 17V16H151ZM157 17V16H156ZM163 17L165 18V20L164 21H162L163 20ZM208 17V16H207ZM233 17V18H232ZM241 17V16H240ZM239 17V18H240ZM244 17V15L242 16V19H244L243 18ZM246 17H247V14H246ZM47 19H50V18H48V17H46ZM55 18V19H56ZM61 18V17H60ZM78 18V17H77ZM83 18V17H82ZM82 18H80V19H82ZM88 18V19H89ZM122 18V17H121ZM129 17H127V19H128ZM239 18H238V20H239ZM45 18H43L42 20H44ZM47 19H45V20H47ZM51 19H53V17L51 18ZM49 20V21H52V20ZM59 19V18H58ZM58 19H57V21H58ZM73 19H76V18H73ZM73 19H72V21H73ZM84 19V18H83ZM123 19V18H122ZM127 19L125 20V22L127 21ZM162 19V20H161ZM206 19H208V21L206 20ZM218 19V18H217ZM237 19V18H236ZM247 19V18H246ZM247 19V20H248ZM42 20H38V21H40L41 23H42ZM68 21H69V18L67 19ZM85 20H87V19H84V22H85ZM90 20V21H91ZM115 20V19H114ZM130 20V19H129ZM220 19H219V21L218 22H220L221 21ZM237 20V21H238ZM71 21V22H72ZM77 21H80L79 20V18H78V20ZM93 21H91L92 23H93ZM121 21V20H120ZM45 22H47V21H45ZM45 22L44 23H42V24H40V23H38L37 25H43V24H45ZM54 22V21H53ZM70 22V21H69ZM74 22V21H73ZM82 22V21H81ZM89 22V21H88ZM111 22V21H110ZM122 22V21H121ZM127 22H130V21H127ZM132 22H130V23H132ZM212 24H211V23ZM234 22V21H233ZM37 23V22H36ZM35 23V24H36ZM78 23V22H77ZM80 23V22H79ZM86 23H87V21H86ZM86 23H84V24H86ZM116 23H118V18H116ZM209 23H210V25H209ZM235 23V22H234ZM236 23H239V21L238 22H236ZM236 23H235V25H236ZM34 24V25H35ZM49 24H50V22H49ZM53 24V23H52ZM75 24H76V22H75ZM90 24V23H89ZM98 24V25H99ZM109 24V23H108ZM113 24V23H112ZM115 24V23H114ZM124 24V23H123ZM123 24H121V25H123ZM133 24V23H132ZM216 24V23H215ZM33 25V26H34ZM39 25V26H40ZM55 25H57V24H54V26ZM82 25V24H81ZM80 25V26H81ZM88 25V24H87ZM92 25V24H91ZM93 25H97L96 23L95 24H93ZM99 25V26H100ZM117 25V24H116ZM128 25H129V23H128ZM131 25V24H130ZM129 25V26H130ZM137 25V28L139 27ZM211 25H213L214 26V28L211 26ZM219 25V24H218ZM239 25V24H238ZM33 26H31V28L33 27ZM40 26V27H41ZM53 25H52V27H54ZM70 26V25H69ZM78 26V25H77ZM83 26V25H82ZM86 26V25H85ZM101 26V27H102ZM109 26V25H108ZM119 26H120V24H119ZM126 26V24L124 25V27ZM212 28H211V27ZM46 27H47V25H46ZM49 27H50V25H49ZM48 27V29H50ZM56 27V26H55ZM71 27V26H70ZM73 27H75L74 29H76V25L74 26V24H73ZM94 27H96V26H94ZM100 27V28H101ZM111 28L112 27H114V25L112 26H110ZM118 27V26H117ZM126 27H128V26H126ZM131 27V26H130ZM133 27H135V26H133ZM220 27V25H219V29L221 28ZM239 27V26H238ZM238 27H237V29H238ZM30 28V27H29ZM31 28H30V30H31ZM43 29H44V27H42ZM57 29H58V26L56 27ZM56 28H54L53 30L54 31H57V29ZM90 28H93V27H91L90 26ZM89 28V25H88V29H90ZM96 28H99V27H96ZM118 28H120V27H118ZM215 28V30H217ZM236 28V27H235ZM36 30V29H39V27L37 26V28L35 27V28H33V30ZM47 29V28H46ZM47 29V30H48ZM73 29V28H72ZM79 29V28H78ZM86 29V28H85ZM102 29V28H101ZM100 29V30H101ZM117 29V28H116ZM116 29H114V30H116ZM121 29V31H122V28H120ZM120 29H118L119 31V33H117V32H115V33H117V35L119 34L120 36H121V33H123V32H121L120 33ZM131 30V29H133V28H129L128 27V30ZM51 30V29H50ZM77 30V29H76ZM104 30L105 29H103V32H104ZM106 30L108 31V29L106 28ZM124 30V29H123ZM125 30H127V29H125ZM127 30V31H128ZM129 30V31H130ZM213 30L212 31H210V32H213ZM72 31V30H71ZM73 31H75V30H73ZM77 31H79V34H80V31L81 30H77ZM89 31V30H88ZM87 30H86V33L88 32ZM102 31V30H101ZM110 31V30H109ZM113 31V30H112ZM128 31V32H129ZM133 31H137V30H133ZM220 31V30H219ZM58 32H59V29H58ZM83 32H85V30L83 31ZM90 32V31H89ZM98 32H99V30H98ZM216 32V31H215ZM218 32V31H217ZM54 33V32H53ZM75 33V32H74ZM82 33V32H81ZM91 33H92V29H91ZM105 33V32H104ZM107 33H109V32H107ZM113 33H114V31H113ZM115 33H114V35H115ZM125 33V32H124ZM133 33L135 34V35H133ZM204 33H206V34H204ZM238 33H239V30H238ZM50 34H51V32H50ZM60 34V33H59ZM77 34V33H76ZM78 34V36H81V34L79 35ZM84 34V33H83ZM90 34V33H89ZM97 34H99V33H97ZM100 34H101V32H100ZM99 34V35H100ZM112 34V33H111ZM214 34V33H213ZM217 34V33H216ZM216 34H214L213 35V37L216 35ZM52 35V34H51ZM53 35H56V34H53ZM57 35H58V33H57ZM87 35H88V33H87ZM92 35V34H91ZM98 35V36H99ZM101 35H103V34H101ZM104 35H107V34H104ZM110 35V34H109ZM127 35H129L128 33H127ZM212 35V34H211ZM60 36V35H59ZM75 37H77L79 40L78 41H81V37H78V36H76V35H74ZM86 36V35H85ZM122 36H124L123 38H125V34L123 35L122 34ZM217 36V35H216ZM58 37V36H57ZM87 37V36H86ZM91 37V36H90ZM90 37H89V39H90ZM96 37V36H95ZM95 37H93V38H95ZM105 37V36H104ZM107 37H109V36H107ZM114 37V36H113ZM113 37H111V38H113ZM116 37V36H115ZM129 37V36H128ZM207 37H209V36H207ZM207 37H205V38H207ZM217 37H219V36H217ZM52 38V37H51ZM54 38V37H53ZM52 38V44H55V43H57V39L56 40H54ZM77 38H75V39H77ZM100 38H102V37H100ZM111 38H109V39H111ZM205 38H202V40L204 39L205 40ZM210 38V37H209ZM238 37H237V35H236V39H237ZM85 39V38H84ZM117 39V38H116ZM115 39V40H116ZM119 40H120V38H118ZM118 39H117V42H122V38H121V41H118ZM128 39V38H127ZM129 39H131V38H129ZM50 40V38H48V41ZM53 40L55 41V43H53ZM82 40H83V38H82ZM94 40V39H93ZM104 40V38L101 40V41H103ZM113 40V39H112ZM124 40V39H123ZM132 40V39H131ZM201 40V42L202 43H204V40L202 41ZM209 40H211L210 42L212 43V37H211V39H208V41ZM85 41V40H84ZM86 41H87V39H86ZM85 41V42H86ZM92 40H90V42H91ZM95 41V40H94ZM98 41V40H97ZM96 41V42H97ZM106 42H104L105 44H108V46H110L109 45V43H108V41L107 40H105ZM111 41V40H110ZM114 41V40H113ZM112 41V42H113ZM206 41H207V39H206ZM82 42V41H81ZM117 42H115V43H117ZM218 42H219V40H218ZM238 42V41H237ZM51 43V42H50ZM80 43V42H79ZM79 43H78V45H79ZM88 43V42H87ZM93 43H95V42H93ZM93 43H92V45H93ZM102 43V42H101ZM111 43V42H110ZM127 43V44H128ZM200 43V42H199ZM201 43V44H202ZM52 44H50L49 46H51ZM58 44H59V42H58ZM58 44H56V45H58ZM76 44V43H75ZM99 44V43H98ZM122 43H120V45H121ZM195 44V45H196ZM220 44V43H219ZM47 45V44H46ZM55 45V46H56ZM77 45V46H78ZM81 45V44H80ZM85 46L87 45V44H84ZM84 45H82V46H84ZM100 45H102V44H100ZM104 45V44H103ZM119 45V44H118ZM195 45H193V47H195ZM221 45V44H220ZM219 45V46H220ZM238 45V44H237ZM60 46V45H59ZM87 46H89V43H88V45ZM99 46V45H98ZM106 45H104L103 47H105ZM112 46H113V44H112ZM122 46H125L124 44H122L121 45V47ZM126 46H128V45H126ZM198 46V45H197ZM51 47H53L54 48V46H51ZM57 47V46H56ZM90 47V46H89ZM100 47V46H99ZM120 47V46H119ZM128 47V48H129ZM222 47H224V46H222ZM231 47V48H232ZM47 48V47H46ZM45 48V49H46ZM48 48H50V47H48ZM83 48V47H82ZM85 49H89V51H90V48H86V47H84ZM97 48V47H96ZM116 48V47H115ZM127 48V47H126ZM127 48V49H128ZM230 48V49H231ZM52 49V48H51ZM55 49V48H54ZM57 49V48H56ZM56 49H55V51H56ZM59 49V48H58ZM78 49V48H77ZM93 49H95V48H93ZM92 49V50H93ZM109 49L111 50V48L109 47ZM107 50V51H109L110 52V50ZM113 49V48H112ZM123 49H124V47H123ZM212 49V48H211ZM210 49V50H211ZM226 49V48H225ZM234 49V48H233ZM235 49H236V47H235ZM48 50L49 49H47V54H48ZM80 50H81V48H80ZM98 50H100V49H98ZM103 50H105V52H107L106 51V48H104ZM129 50H126V51H129ZM207 50V49H206ZM210 50H209V53L210 54H213V56H214V53L216 54V52H213L212 53V50H211V52H210ZM221 50H224V49H221ZM228 50L229 49H227V51L226 52H228ZM246 50V49H245ZM82 51V50H81ZM84 51V50H83ZM83 51H82V53H83ZM113 51H114V49H113ZM112 51V52H113ZM117 51V50H116ZM120 51V50H119ZM237 51V50H236ZM241 51V50H240ZM247 51H248V49H247ZM57 52V51H56ZM62 52V51H61ZM96 51H94V53H95ZM101 52V51H100ZM115 52V51H114ZM113 52V53H114ZM207 52H208V50H207ZM231 52H234V50H232ZM242 52H243V50H242ZM244 52H246V51H244ZM50 53V52H49ZM81 53V55H83ZM85 53H87V50H86V52ZM84 53V55H86ZM90 53H93V52H90ZM97 53H99V52H97ZM96 53V54H97ZM102 53H104L103 51L101 52V54ZM116 53V52H115ZM114 53V54H115ZM220 53V52H219ZM222 53V52H221ZM240 53V52H239ZM247 53V52H246ZM52 54V53H51ZM51 54L50 55H48V57L49 56H51ZM62 54H63V52H62ZM100 54V55H101ZM114 54H113V56H114ZM217 54H218V51H217ZM215 55L214 57H217L218 55ZM223 54V53H222ZM226 55H228L227 53H225ZM230 54H232V53H230ZM234 54V53H233ZM56 55H58V53L56 54ZM64 55V54H63ZM91 55V54H90ZM107 55V54H106ZM105 54H104V56H106ZM108 55H109V53H108ZM220 56L219 57H221V54H219ZM88 57H90L89 56V53H88V55H87ZM87 56H85L86 57V60H87ZM97 57H98V55H96ZM112 56V57H113ZM238 55H236V57H237ZM81 57V56H80ZM92 57H95L94 56V54L92 55ZM108 57V56H107ZM222 57H224L225 58V56L223 55ZM230 57V62H228V64L229 63H232V61H233V59H236L235 58V54L234 55H230L229 56ZM59 58V57H58ZM79 58V57H78ZM81 58H83V57H81ZM99 58V57H98ZM97 58V59H98ZM103 58V57H102ZM111 58V57H110ZM115 58V59H116ZM226 58H227V56H226ZM50 59H52V58H50ZM57 59V58H56ZM85 59V58H84ZM90 59V58H89ZM89 59H88V61H89ZM96 58H94V60H95ZM111 59H113V58H111ZM116 59V60H117ZM228 59V58H227ZM240 58H238V59H236V61H238ZM249 59V58H248ZM58 60V59H57ZM56 60V61H57ZM91 60V59H90ZM100 60H101V58H100ZM99 60V61H100ZM241 60V59H240ZM252 60V59H251ZM82 61V60H81ZM85 61V60H84ZM83 61V62H84ZM96 61V60H95ZM102 61H104V60H102ZM112 61V60H111ZM115 61V60H114ZM223 61H224V64L223 65H225L226 64V61L223 59ZM53 62H55V60L53 61ZM91 63H92V61H90ZM94 62V61H93ZM101 62V61H100ZM113 62V61H112ZM243 62V61H242ZM251 62V61H250ZM88 63V62H87ZM116 63V62H115ZM118 63V62H117ZM119 63H120V61H119ZM234 63H235V60H234ZM241 62H239V64H240ZM81 64L83 65V64H85L84 66H87V64H86V62H84V63H82L81 62ZM89 64V63H88ZM121 64V63H120ZM238 64V65H239ZM243 64V63H242ZM250 64H252V63H249V65ZM94 65H97L98 66V64H96V62H95V64ZM121 65H123V64H121ZM236 65H237V62H236V64H235V67H236ZM245 65H246V63H245ZM248 65V62H247V67L249 66ZM83 66V68L84 69H86V67H84ZM89 66V65H88ZM92 66H93V64H92ZM92 66H90V67H92ZM99 66H100V63H99ZM120 66V65H119ZM127 66V65H126ZM226 66V65H225ZM224 66V67H225ZM229 66V65H228ZM79 67V66H78ZM94 67V66H93ZM92 67V68H93ZM96 67V66H95ZM101 67H103L102 66V64H101ZM104 67H106V66H104ZM117 67V65L115 66V68ZM125 67V66H124ZM124 67H122V68H124ZM131 67V66H130ZM130 67H128L129 69H130ZM224 67H223V69H224ZM233 65H231L229 68L230 69H228V70H231V72L230 71H228V72H230V73H228L229 75L231 74L232 75V73L235 75V74H237V70H235L236 68H235ZM246 67V68H247ZM252 67V66H251ZM250 67V70H249V72H252L253 70H252V68ZM81 68V67H80ZM82 68V69H83ZM91 68V69H92ZM220 68V67H219ZM222 68V67H221ZM228 68V67H227ZM246 68H243L244 69V71H245V69ZM254 68V67H253ZM88 69V68H87ZM90 69V68H89ZM90 69V70H91ZM97 69V68H96ZM100 69V68H99ZM99 69H97V70H99ZM103 69H105V68H103ZM102 69V70H103ZM112 69V68H111ZM119 69H121V68H119ZM118 69V70H119ZM237 69H238V67H237ZM93 70H95V69H93ZM106 71L105 72H107V69H105ZM110 70V69H109ZM118 70H116L117 71V73H116V75L118 76ZM225 70V69H224ZM235 70V71H234ZM239 70V69H238ZM92 71V70H91ZM91 71H89V72H91ZM96 71V70H95ZM111 71V70H110ZM114 71V70H113ZM219 71V70H218ZM222 72H223V70H221ZM232 71H234V72H232ZM86 72H87V70H86ZM92 72H94V71H92ZM104 72V71H103ZM112 72V71H111ZM246 72V71H245ZM248 72V73H249ZM88 73V72H87ZM97 72H95V74H96ZM99 73H100V71H99ZM157 73H159V75H157V76H155V74H157ZM224 73H225V71L223 72V75H224ZM247 73V72H246ZM247 73V74H248ZM91 74V73H90ZM110 74V73H109ZM109 74H107V75H109ZM121 74H122V76H121ZM219 74V73H218ZM221 74V73H220ZM220 74H219V76H220ZM226 74H227V72H226ZM225 74V75H226ZM227 74V75H228ZM239 74V73H238ZM99 75V77H101L102 78V74H98ZM103 75H105V74H103ZM106 75V76H107ZM112 75H114V73L112 74ZM111 75V76H112ZM129 75V76H128ZM210 75V76H209ZM213 75V74H212ZM217 75V74H216ZM223 75H221V77H223ZM233 75V76H234ZM251 75H253V72H252V74H250V76ZM218 76V77H219ZM233 76H226L228 79H230V80H228V81H232V83H233V79H234V77H236L237 75H235L234 77ZM240 76V75H239ZM103 77H105V76H103ZM113 77H115V75L114 76H112V78ZM220 77V78H221ZM111 77H110V79H112ZM238 79H239V77H237ZM236 78V79H237ZM249 78V77H248ZM251 79H252V77H250ZM103 79V78H102ZM102 79H100L99 78V80H102ZM124 79H152V81H153V79H155V81H153V83L152 82H150V80H148L150 83H152V84H150L147 80L144 82V81H135V82H133L134 80H132V81H124ZM157 79H165V82L163 83L162 82V80H161V82L159 81V80H157ZM210 79L212 80V79H216V82H214V83H212V81H210ZM219 79V78H218ZM223 79H226V78H223ZM232 79V80H231ZM1 80V79H0ZM4 80V79H3ZM103 80H105V79H103ZM118 80V81H117ZM9 81H11V79H8L7 81L5 80V82H3V81H0V110L1 109H4V105H5V103H8V104H10V103H14V102H17L18 100H26L25 101V103L24 104H26V102H27V100H30L31 101V99H32V102H34L33 101V99H34V96H32L33 98H31V96H29V92H27V91H25V92H27L26 93V95H28V97L26 98L25 96H24V98H20V96H21V94H22V91H21V94H17V93H15L16 92V90H17V88H16V86H15V88H14V90L15 91H13V88L11 87V86H13V84H11L12 82H13V79H12V81L11 82H9ZM14 81H15V79H14ZM16 81H17V79H16ZM15 81V82H16ZM164 81V80H163ZM215 81V80H214ZM237 81H239V80H236L235 82H237ZM103 82V83H104ZM14 83V82H13ZM21 83V81L19 82V84ZM99 83V87H100V82H98ZM97 83V84H98ZM14 84H18V82L17 83H14ZM18 84V85H19ZM22 84V83H21ZM20 84V85H21ZM160 84V85H159ZM164 84V85H163ZM224 84V83H223ZM230 84V83H229ZM228 84V85H229ZM234 84V83H233ZM18 85H17V87H18ZM19 85V86H20ZM235 85V84H234ZM239 85V82L237 83V86ZM24 86H25V84H24ZM101 86L103 87V84L101 83ZM230 87H231V85H229ZM23 87V86H22ZM223 87H224V89H223ZM20 88V89H19ZM18 88V90H23V88H21V86ZM229 88V87H228ZM233 90H234V92H235V90L237 89H235V87L232 85V87H231ZM230 88V89H231ZM239 88V87H238ZM27 89H31V88H24V90H27ZM97 89V88H96ZM95 89V90H96ZM102 88L101 89H99V91L100 90H103ZM242 89V88H241ZM238 90H240V89H238ZM259 90V89H258ZM28 91H30L31 92V90H28ZM75 91V90H74ZM98 91V92H99ZM231 92H232V90H230ZM264 91V90H263ZM262 91V92H263ZM18 92H20V91H18ZM68 92V91H67ZM94 92V91H93ZM229 93V91H228V93L229 94H232V93ZM242 91L240 90V93H241ZM24 93V92H23ZM36 94V92H34V91H32L31 93H30V95L31 94ZM69 93V92H68ZM225 93H227V92H225ZM239 92L237 93V94H240ZM69 94H73V93H69ZM99 94V93H98ZM24 95V94H23ZM225 95V94H224ZM224 95H223V97H224ZM234 95V94H233ZM233 95H231V96H233ZM35 96H38V95H35ZM73 96V95H72ZM102 96V97H101ZM220 96H222V95H220ZM226 96H227V94H226ZM64 97H66V96H64ZM102 99H101V98ZM222 97V98H223ZM240 97V96H239ZM42 98V97H41ZM41 98L39 97V99L41 100ZM74 98H76V96L74 97ZM74 98H73V100H74ZM93 98V97H92ZM227 98H228V96H227ZM39 99H38V101H35L36 102V104H37V102H39ZM71 99V98H70ZM213 99V100H212ZM225 99V101H226V98H224ZM231 99V98H230ZM232 99H234V97H232ZM239 99V98H238ZM237 99V100H238ZM36 100H37V98H36ZM61 100V99H60ZM227 100H229V99H227ZM63 101V100H62ZM234 101H236V100H234ZM234 101H233V103H234ZM240 101H242V100H240ZM240 101H238V102H240ZM24 102V101H23ZM29 102V101H28ZM41 102V101H40ZM42 102H44V101H42ZM223 102V101H222ZM228 102V101H227ZM237 102V101H236ZM12 103V104H13ZM18 103L20 104L21 103V101L19 102L18 101ZM17 103V104H18ZM31 103V102H30ZM63 103V102H62ZM65 103V102H64ZM68 103V102H67ZM71 103V102H70ZM223 103H225V102H223ZM222 103V104H223ZM229 103H230V100H229ZM11 104V105H12ZM16 104V103H15ZM16 104V105H17ZM18 104V105H19ZM22 104V103H21ZM32 104V103H31ZM35 104V105H36ZM57 104H61V103H57ZM222 104H220L221 106H222ZM228 104V103H227ZM226 104V105H227ZM232 104V103H231ZM230 104V105H231ZM236 103H234L233 105H234V108L233 109H235L236 107V105H235ZM239 104V103H238ZM238 104H237V106H238ZM244 104V103H243ZM7 105V104H6ZM10 105V106H11ZM33 105V104H32ZM31 105V106H32ZM48 105V104H47ZM219 105V106H220ZM225 105V104H224ZM225 105V106H226ZM230 105H227L226 107H228V106H230ZM7 106H9V105H7ZM24 106V105H23ZM29 105L27 104V107H28ZM30 106V107H31ZM34 106V105H33ZM52 106V105H51ZM58 106V105H57ZM56 106V107H57ZM61 106H65V104H62V105H59V109H60V107ZM69 106V105H68ZM224 106V107H225ZM244 106V105H243ZM12 107V106H11ZM67 107V106H66ZM65 107V108H66ZM242 107V106H241ZM6 108V107H5ZM13 108H15V106L13 107ZM21 108L23 109L24 107H22L21 106ZM29 108V107H28ZM63 108V107H62ZM81 108V107H80ZM231 108H232V106H231ZM237 108H239V107H237ZM236 108V109H237ZM10 109V108H9ZM18 109H20V108H18ZM57 109H58V107H57ZM59 109H58V111H59ZM64 109V108H63ZM62 109V110H63ZM71 109V108H70ZM221 109H222V107H221ZM4 110H6V109H4ZM3 110V113L5 112ZM7 110H8V108H7ZM12 110V109H11ZM13 110H15V109H13ZM61 110V111H62ZM223 110V109H222ZM232 110V109H231ZM229 111V112H227L228 113V116H230L229 114L231 113H233V112H235L236 110H234V111ZM16 111V110H15ZM18 111V110H17ZM20 111H22V110H20ZM9 112V111H8ZM11 112V111H10ZM237 112H238V110H237ZM236 112V115L238 114ZM2 112H0V114H1ZM2 113V114H3ZM62 113V112H61ZM67 113H68V111H67ZM67 113H63L64 115H67ZM62 114V115H63ZM235 114V113H234ZM234 114L232 115V116H234ZM4 115H6V114H4ZM7 115H10V114H7ZM235 115V116H236ZM3 116V115H2ZM231 116V117H232ZM235 116H234V118H232V120L231 121H234V120H236L235 119ZM238 116V115H237ZM236 116V117H237ZM8 117V116H7ZM226 117H227V115H226ZM224 118V119H228V118ZM1 118V117H0ZM6 118V117H5ZM230 119V118H229ZM234 119V120H233ZM238 121V120H237ZM228 122H229V120H228ZM228 122H226L227 123V125H229L228 124ZM230 123V122H229ZM236 123V121L234 122V124ZM237 124V123H236ZM240 124V123H239ZM55 126V125H54ZM69 126H71V124L69 125ZM59 127V126H58ZM72 127V126H71ZM227 127V126H226ZM229 127V126H228ZM57 128V127H56ZM63 128V127H62ZM54 129V128H53ZM60 129V128H59ZM64 129V128H63ZM236 130L237 129H240V127L239 128H235ZM15 130V129H14ZM241 130V129H240ZM240 130H238V134H239V131ZM12 131V130H11ZM18 131V130H17ZM53 131H55V130H53ZM62 131V130H61ZM64 131V130H63ZM73 131V132H74ZM235 131V130H234ZM5 132V131H4ZM19 132V131H18ZM66 132V131H65ZM64 132V133H65ZM235 132H237V131H235ZM240 132H242V130L240 131ZM260 132V131H259ZM52 133H54V132H52ZM56 133V132H55ZM64 133H62V134H64ZM67 133H69V132H67ZM233 133V132H232ZM262 132H260V134H261ZM18 134V136L20 135L19 133H17ZM49 134H51V132L49 133ZM74 134V133H73ZM237 134V138H238V136H240V135H238ZM255 134V133H254ZM253 134V135H254ZM257 134V133H256ZM259 133H258V135L257 136H260L261 137V135H260ZM68 135V134H67ZM252 135V136H253ZM264 135V134H263ZM262 135V136H263ZM52 136H53V134H52ZM57 136V135H56ZM69 136V135H68ZM236 136V135H235ZM251 136V135H250ZM249 136V137H250ZM255 136V135H254ZM66 137V136H65ZM72 137V136H71ZM249 137H247V140L246 139H242L243 141H247L248 143H249ZM52 138H55V137H52ZM70 138V136L68 137V139ZM236 138V139H237ZM244 138V137H243ZM246 138V137H245ZM253 137H251L250 138V142H253L251 139H252ZM255 138V137H254ZM259 138V137H258ZM260 139V138H259ZM261 139H263V138H261ZM43 140V139H42ZM51 140L53 141V142H51ZM65 140H66V138H65ZM233 140V139H232ZM234 140H235V137H234ZM254 141L256 140V138L255 139H253ZM241 141V140H240ZM245 141V142H246ZM257 141V140H256ZM263 141V140H262ZM51 142V143H50ZM73 142H75V141H73ZM258 142V141H257ZM257 142H256V144H257ZM261 141H259L258 142V145H259V143H260ZM61 143V144H60ZM243 143V142H242ZM264 143V142H263ZM252 144V143H251ZM27 145V144H26ZM39 145V144H38ZM37 145V146H38ZM59 145H60V147H59ZM245 145H246V148H248V146H247V144L245 143ZM252 145H254V144H252ZM261 145V144H260ZM32 147V146H31ZM30 147V148H31ZM34 148V147H33ZM243 148H244V145H243ZM28 149H29V147H28ZM240 148H238V150H237V152H239L240 150H239ZM252 149V148H251ZM245 151L247 150V149H244ZM56 152V153H59V152ZM131 151V152H130ZM165 151V152H166ZM243 151V150H242ZM189 152V153H190ZM236 152V153H237ZM241 152V151H240ZM244 152V151H243ZM56 153H53L54 155L56 154ZM65 153V154H66ZM247 153H248V150H247ZM246 153V154H247ZM252 153V152H251ZM29 154V157L31 156V158H29L27 155ZM50 154H48V155H50ZM52 154V155H53ZM165 154V153H164ZM238 154H240V153H237V155ZM243 154V153H242ZM241 154V155H242ZM52 155L51 156H48V157H50V159H51V157H52ZM64 155V154H63ZM162 155H163V153H162ZM249 155H250V149H249V154H248V157H249ZM67 155H66V157H68ZM124 156V157H125ZM234 156V155H233ZM236 156V155H235ZM245 154H244V158H245ZM250 156H252V155H250ZM25 157H28L29 159H31V161L29 162V163H26V161L27 160H29V159H27V160H25ZM55 157H56V155H55ZM60 157V158H59ZM165 157V156H164ZM170 157V156H169ZM168 157V158H169ZM240 157V156H239ZM88 158V157H87ZM92 158V159H93ZM120 158V157H119ZM161 158H163V157H161ZM167 158V159H168ZM237 158V157H236ZM235 158V159H236ZM54 159V158H53ZM56 159V158H55ZM66 159V158H65ZM171 159V158H170ZM173 159H176L175 157L173 158ZM230 159V158H229ZM240 159H242L241 157H240ZM248 158H247V156H246V159H245V163H246V160H247ZM45 160H47V162L45 163ZM52 160V159H51ZM89 160V159H88ZM119 160V159H118ZM163 160V162H164V159H162ZM169 160V159H168ZM178 160H179V158H178ZM244 160V159H243ZM243 160H241V161H243ZM249 160V159H248ZM251 160V159H250ZM249 160V161H250ZM25 161V162H24ZM56 161V160H55ZM65 160H64V158H63V162H64ZM94 161V160H93ZM98 161V160H97ZM96 161V162H97ZM176 161H177V159H176ZM228 161V160H227ZM234 161V160H233ZM232 161V162H233ZM238 161H239V158H238ZM237 160H236V162H238ZM51 162V161H50ZM50 162H48V164H50ZM61 163H62V161H60ZM66 162V161H65ZM64 162V163H65ZM67 162H68V160H67ZM90 162H91V159H90ZM114 162V161H113ZM159 162V161H158ZM225 162V161H224ZM224 162H222V164L224 163ZM235 161H234V163H236ZM240 162V161H239ZM251 162V161H250ZM52 163H53V161H52ZM55 163V162H54ZM53 163V164H54ZM74 163V164H75ZM89 163V162H88ZM94 163V162H93ZM99 163V162H98ZM103 163V162H102ZM102 163H99V164H101L102 165ZM166 163V162H165ZM240 163H242V162H240ZM56 164V163H55ZM66 164V163H65ZM108 164V163H107ZM111 164V167H112V163H110ZM114 164V163H113ZM119 164V163H118ZM119 164V165H120ZM162 164V163H161ZM164 164V163H163ZM162 164V165H163ZM222 164H221V166H222ZM230 164V162L228 163V165ZM231 164H233V163H231ZM244 164V163H243ZM248 164V163H247ZM115 165H117L116 163H115ZM127 165V164H126ZM162 165H160V166H162ZM249 165H250V163H249ZM59 166V167H58ZM73 166H75V165H73ZM76 166H77V164H76ZM94 166H96V165H94ZM98 167H100L101 168V166L100 165H97ZM96 166V167H97ZM110 166V165H109ZM157 166L158 167H160L159 166V163H157ZM191 166H193V167H191ZM232 166V165H231ZM245 166H247V165H245ZM244 166V167H245ZM55 167V168H56ZM96 167H95V171L96 170H98V169H96ZM103 167V166H102ZM123 167V166H122ZM128 167V166H127ZM128 167V168H129ZM220 167V166H219ZM232 167H234V166H232ZM242 167H243V165H241V169H242ZM50 168V169H49ZM52 168V169H51ZM61 168H63L64 170H61ZM65 168H67V169H65ZM76 168H79L78 166L76 167ZM99 168V169H100ZM105 168H107V167H105ZM105 168L104 169H102L103 171L105 170ZM108 168H110V167H108ZM114 168H116V167H114ZM118 168H120V167H118ZM125 168V167H124ZM160 168H162V167H160ZM160 168L158 169V171H160ZM230 168V167H229ZM246 168V167H245ZM245 168H244V170H245ZM250 168V167H249ZM252 168V167H251ZM74 169H75V171H74ZM111 169V168H110ZM117 169V168H116ZM127 169V168H126ZM228 169V168H227ZM234 169H235V167H234ZM57 170V169H56ZM109 170V169H108ZM112 170H114V169H111V171ZM246 170H247V168H246ZM245 170V171H246ZM250 170V169H249ZM248 170V171H249ZM254 170H255V168H254ZM47 171H49V172H52L51 174L49 173V172H47ZM54 171V170H53ZM105 171H107V170H105ZM117 171V170H116ZM116 171L115 172H113L112 171V174L113 173H116ZM124 171V170H123ZM122 171V172H123ZM157 171V172H158ZM173 171H174V169H173ZM226 171V170H225ZM229 171V170H228ZM227 171V172H228ZM231 171V170H230ZM233 171V170H232ZM248 171H246V172H248ZM250 171H252V170H250ZM249 171V172H250ZM121 172V173H122ZM125 172V171H124ZM128 172V170L125 172V173H127ZM163 172V171H162ZM165 172V171H164ZM177 172V171H176ZM197 172V171H196ZM226 172V173H227ZM49 173V174H48ZM95 173H97V171L95 172ZM117 173H119V171L117 172ZM172 174V172H171V170L167 173V177L169 178V175L168 174ZM175 172H173V174H174ZM225 173V174H226ZM124 173H122V175H123ZM129 174H130V171H129ZM176 174V173H175ZM178 174V173H177ZM180 174V173H179ZM186 174V173H185ZM184 174V175H185ZM228 174H229V172H228ZM227 174V175H228ZM231 174V173H230ZM71 175V178L72 179H70L69 178V176ZM126 175V174H125ZM159 175L160 176H158V178L155 180V177H153L154 178V180L155 181H153L152 183H150V182H148V183H146L145 181H146V179H145V185H148L149 183V185H148V188H152V191L153 192H150V191H148L147 190V194L145 193V195H146V198L147 199H149L150 197H152V198H150L151 199V201H152V199H154L155 197L157 198L158 197V195H159V197H164L165 195L166 196H168L167 194V190L169 189L168 187V189L166 190L165 188H162V186L164 187V185H162L161 183L162 182H164V180H168V178H166V174L164 173V175L162 174H160L159 173ZM181 175V174H180ZM131 176V175H130ZM172 176V175H171ZM173 176H175V175H173ZM125 177H127V179L129 178L128 176H125ZM125 177H124V179H125ZM137 177H139V176H137ZM150 177H149V179L148 180H150ZM10 178H9V180H10ZM69 178V179H68ZM118 178V177H117ZM116 178V179H117ZM130 178H132V177H130ZM166 178V179H165ZM171 178H173V177H171ZM1 179H3V178H0V180ZM122 180H124L123 178H121ZM170 179V178H169ZM180 179H182V178H180ZM11 180V181H12ZM63 180H65V182L63 181ZM126 180V179H125ZM171 180V179H170ZM169 180V181H170ZM183 180V179H182ZM182 180H180V181H178V183H176V187H183V188H185L184 186H186L187 185V181H183L182 182ZM188 180V179H187ZM210 180V181H211ZM220 180V179H219ZM8 181V180H7ZM62 181L64 182V184H62ZM120 181V180H119ZM118 181V182H119ZM151 181H152V178H151ZM191 181V182H190ZM123 181H121V183H122ZM144 182H142V185L144 184ZM172 182V181H171ZM220 182V181H219ZM9 183H10V181H9ZM116 183V182H115ZM164 183H166V182H164ZM169 183V182H168ZM174 183V182H173ZM172 183V184H173ZM185 183H186V185H185ZM189 183H191V185L189 184ZM212 183V182H211ZM221 183V182H220ZM99 184V185H98ZM118 184V183H117ZM136 184H138V182H136ZM140 184V183H139ZM3 185V184H2ZM8 183L6 184V187L8 188ZM115 185V184H114ZM119 186H120V183L118 184ZM117 185V186H118ZM156 185L157 186H159V185H162L161 186V188L160 187H158L157 189H156V191L154 192V188L156 187ZM165 185H169V184H165ZM171 185V184H170ZM169 185V186H170ZM173 185H175V184H173ZM173 185H172V187H173ZM188 185H190V186H192L191 188H193L192 189V191H190V192H184V193H182L181 195H180V193H179V195L177 196V197H179L180 199V203H182L181 201H183V202H185L186 201V203H188L187 201L189 200V201H192V199H194V198H196L197 200H199V199H204L202 196H204L205 194H203V189L204 188H201V186H200V180H199V178L198 177H194V179H189V181H188ZM187 185V186H188ZM212 185V186H211ZM221 185V184H220ZM1 186V185H0ZM108 186L110 187V185L108 184ZM119 186L118 187H116V188H119ZM141 186V185H140ZM155 186V187H154ZM189 186V187H190ZM1 187H3V186H1ZM103 187V186H102ZM101 187V188H102ZM104 187H106V186H104ZM139 187V186H138ZM144 187V186H143ZM143 187H141L140 188V190L142 191L143 189L144 190H146L145 189V187L143 188ZM154 187V188H153ZM175 187V186H174ZM220 186L218 185V184H216V183H214V184H210V187L208 188V189H205V191H207V193L209 192V194H210V192L211 191H216L218 188H219ZM4 188V187H3ZM99 188H100V186H99ZM222 188V187H221ZM249 188V187H248ZM248 188H246V189H248ZM2 189V188H1ZM171 189V188H170ZM245 189V190H246ZM4 190H6V189H4ZM9 190H6V192L7 191H9ZM106 190V189H105ZM219 190H221V189H219ZM233 190V189H232ZM238 190H240V189H237L236 191H238ZM245 190H242L243 192H245ZM102 191H104L103 189H102ZM101 191V192H102ZM118 191V193H119V190H117ZM117 191H116V194H117ZM124 190H120V194H122V192H123ZM137 190H135V192H136ZM140 191V192H141ZM167 191V192H166ZM170 191H172V190H170ZM169 191V192H170ZM194 191V192H193ZM233 191H235V190H233ZM2 192V191H1ZM5 192V191H4ZM125 192V191H124ZM128 191H126V193H127ZM143 192H145V191H143ZM193 194H192V193ZM230 192H231V190H230ZM250 192V191H249ZM252 192V191H251ZM250 192V193H251ZM104 193H106V192H104ZM126 193H125V196H126V198H124V199H129V197H127V195H126ZM131 193H133V192H129V194L131 195ZM138 193H139V191H138ZM167 193V194H166ZM214 193H216V192H214ZM214 193H212V194H214ZM219 193V192H218ZM229 193V192H228ZM236 192H234L233 193V195L235 194ZM247 193V192H246ZM249 193V194H250ZM5 194H8V193H5ZM102 194V193H101ZM115 194V192L113 193V195ZM119 194V195H120ZM134 194V193H133ZM132 194V196H134ZM136 194V193H135ZM165 194V195H164ZM170 194V193H169ZM222 194V193H221ZM237 194V196L238 195H241V191H239V192H237L236 193ZM235 194V195H236ZM245 194V193H244ZM248 194V193H247ZM248 194V195H249ZM96 195H98L97 193H96ZM138 195V194H137ZM141 195V194H140ZM161 195H164V196H161ZM172 195V194H171ZM207 195V194H206ZM230 195H231V193H230ZM234 195V196H235ZM243 195V194H242ZM251 195V194H250ZM249 195V197H251ZM254 196H255V194H253ZM8 196V195H7ZM100 196H102V195H100ZM109 196H111L112 198H114L113 200H111L112 198L110 197V198H107V197H109ZM136 196V195H135ZM134 196V197H135ZM142 196H144V195H142ZM173 196V195H172ZM253 196V197H254ZM133 197V198H134ZM141 197V196H140ZM169 197H170V195H169ZM176 197V198H177ZM192 197H194V198H192ZM236 197V196H235ZM242 197H244V196H241V198ZM139 198V197H138ZM247 198H248V196H247ZM252 198V197H251ZM258 198V195H256V198H254V200L255 199H257ZM0 199H2V198H0ZM97 199H99V200H97ZM135 199V198H134ZM141 199H142V197H141ZM140 199V200H141ZM126 200H124L125 202H126ZM136 200V202H137V204H139L138 203V199H135ZM144 200H145V198H144ZM144 200H142L143 202L142 203H144L145 204V202H144ZM156 200H158L159 201V199H155V200H153L152 201V208L154 209V215H152V213H151V215L152 216H150L149 214H150V212H149V218L148 219H145V220H147V222L146 223H155V221H156V218H157V216H158V214L159 213H157L158 212V210L160 209V208H163V209H168V211L170 210L169 208H171V206L172 205H174V204H171V203H175V201L174 202H171L170 204H168V205H165L162 201H164V200H162V199H160L161 201H159V202H157ZM166 200V199H165ZM197 200H193V201H197ZM243 200H245V198L243 199ZM242 200V202H243V204L245 205V203H244V201ZM247 200V199H246ZM249 200V199H248ZM252 200V199H251ZM129 201H134V200H129ZM149 201V200H148ZM147 201V202H148ZM154 201H156L157 202V205L154 203ZM178 201V200H177ZM160 202H162V203H160ZM165 202V201H164ZM167 202V201H166ZM198 202V201H197ZM249 202H251L250 200H249ZM135 203V202H134ZM134 203H132V204H134ZM140 203H141V201H140ZM200 203V202H199ZM198 203V204H199ZM202 203H204V202H201V204ZM131 204V203H130ZM136 204V203H135ZM134 204V205H135ZM136 204V205H137ZM148 204H150V202L148 203ZM178 204H179V202H178ZM200 204V205H201ZM221 204V203H220ZM249 204V203H248ZM30 205V204H29ZM133 205V206H134ZM135 205V206H136ZM151 205V204H150ZM159 205H160V207H159ZM175 205H177V204H175ZM174 205V206H175ZM180 205V204H179ZM183 205V203L181 204V206ZM252 205V204H251ZM32 206V205H31ZM141 205H139V207H140ZM173 206V207H174ZM205 206V205H204ZM246 206H247V203H246ZM22 207H23V205H22ZM25 207V206H24ZM27 207V206H26ZM24 208V209H27V208ZM129 207H131V206H129ZM143 207V206H142ZM144 207H147V209L149 208L148 206H144ZM6 208V207H5ZM20 208H21V206H20ZM79 208H85L83 211L80 209V210H78ZM133 208V207H132ZM131 208V209H132ZM138 208V207H137ZM151 207H150V210L152 209ZM175 208V207H174ZM1 209H3V208H1ZM17 209L18 208H16V211H17ZM23 209V208H22ZM21 209V210H22ZM116 209V210H117ZM126 209H128L127 207H126ZM130 209V208H129ZM134 209H136V207L134 208ZM133 209V210H134ZM140 209V208H139ZM143 209V208H142ZM162 209V210H163ZM5 210V209H4ZM3 210V211H4ZM18 210H20V209H18ZM77 210L78 211H82V213L80 214V212L79 213H77ZM125 210V209H124ZM141 210V209H140ZM172 210V209H171ZM9 210H7V212H8ZM120 211V210H119ZM129 211V210H128ZM128 211H127V213H128ZM132 211V210H131ZM134 211H137V209L136 210H134ZM152 211V210H151ZM238 211V210H237ZM15 212V211H14ZM22 212V211H21ZM107 212V214H110V213H108ZM130 212V211H129ZM161 212V211H160ZM164 212V211H163ZM240 212V211H239ZM5 213H6V210H5ZM5 213H3V214H5ZM125 213V212H124ZM127 213H126V215H127ZM166 213H167V211H166ZM10 214L12 215V213L10 212ZM15 214H17V212L15 213ZM21 214H19L18 213V215H21ZM77 214H80V216L79 217H76V215ZM105 214V213H104ZM117 214V213H116ZM235 214H236V212H235ZM234 214V215H235ZM247 214V213H246ZM5 215H7L8 216V214H5ZM21 215V216H22ZM106 215V214H105ZM110 215H112V214H110ZM237 215V214H236ZM6 216V217H7ZM17 216V215H16ZM107 216V215H106ZM106 216H104V217H106ZM114 216H115V214H114ZM231 216H232V214H231ZM6 217H4L3 218V220H5V218ZM18 217V216H17ZM117 217V216H116ZM136 218L135 216H132L131 218ZM242 217V216H241ZM8 218V217H7ZM6 218V219H7ZM118 218V217H117ZM122 218V217H121ZM124 218H125V216H124ZM134 218H133V220H134ZM18 219V218H17ZM102 219H104V218H102ZM110 220H111V217L109 218ZM123 219V218H122ZM130 218L128 217V221H130L129 220ZM137 219V218H136ZM105 220V219H104ZM107 220V219H106ZM115 220V219H114ZM113 220V221H114ZM125 220H127L126 218H125ZM237 220V219H236ZM264 220V207H261V208H259V209H255V210H252L251 212H249L247 215H243V217L241 218V219H239L236 223H234V225H233V227H232V230L231 231H233V232H231V234H233V235H235V236H238L239 234V236L240 237H242L241 236V234L243 235V233L245 232V230L247 231L246 232V234L249 232L247 229H249V227H251L252 228V225H254V224H257V223H260V222H262ZM6 222L5 223H8V220H5ZM109 221V220H108ZM113 221L111 222L112 224H113ZM116 221H118L117 219H116ZM115 221V224L117 225V222ZM120 221V220H119ZM118 221V222H119ZM123 221V220H122ZM128 221H127V223H128ZM135 221H137V220H135ZM134 221V222H135ZM157 221H159V220H157ZM156 221V222H157ZM107 222V221H106ZM233 222V221H232ZM63 223V224H62ZM71 223V222H70ZM70 223H68V224H70ZM104 223V222H103ZM108 223V222H107ZM107 223H105V224H107ZM110 223V224H111ZM122 223V222H121ZM123 223H125V222H123ZM123 223H122V225H123ZM131 224H132V221L130 222ZM130 223H128V224H130ZM145 223V222H144ZM74 224V225H75ZM104 224V225H105ZM120 224V223H119ZM134 224V223H133ZM136 224V223H135ZM210 224V223H209ZM208 224V225H209ZM73 224H72V226H74ZM108 225V224H107ZM106 225V226H107ZM115 225V226H116ZM125 225H127V224H125ZM148 225V224H147ZM187 225V224H186ZM211 225V224H210ZM213 225V224H212ZM216 225V224H215ZM231 225V224H230ZM258 225V224H257ZM76 226V227H77ZM98 226V225H97ZM100 226V225H99ZM121 226V225H120ZM182 226H184V225H182ZM254 226H256V225H254ZM88 227V226H87ZM126 227V226H125ZM188 227V226H187ZM187 227H184L186 230H188L187 229ZM60 228H62V227H60ZM77 228H80V227H77ZM83 228H85V227H83ZM181 228L182 227H180V230H181ZM231 228V227H230ZM12 229V228H11ZM183 229V228H182ZM184 229V231H182L181 230V232H185V233H188L189 231H186ZM227 229H228V227H227ZM227 229L225 230V231H227ZM10 230V229H9ZM203 231V229L201 228L200 229V231ZM1 231V230H0ZM199 231V230H198ZM251 231V230H250ZM225 233V232H224ZM224 233H223V235H224ZM11 235L9 234V236H8V238H10L11 237ZM222 235V236H223ZM226 235H227V233H226ZM232 235V236H233ZM245 235V234H244ZM249 237H250V240L249 239H243V238H240L239 236V238L242 240V242H240V243H243V241H245V240H248V241H250V242H246L245 241V244L246 243H250L251 245H252V239H251V236H252V234H247ZM179 236H180V234H179ZM185 236V237H184ZM183 237L186 239L187 237V235L185 234ZM231 235L229 234L228 235V237L226 238L227 240V242L229 241V237H230ZM234 236V239L236 238ZM246 236V235H245ZM244 236V237H245ZM247 236V237H248ZM7 235L6 234H4V232L2 231V233L0 232V262L2 263V264H6L7 262H8V264H10L11 263V261H12V264H15V262H16V258H14V259H12L11 257H13V256H15V254L13 255V256H11L10 254H9V251H7V249H6V243H7ZM238 238V239H239ZM231 239L233 240V241H235L234 239H233V237H231ZM230 239V240H231ZM237 239V238H236ZM240 239L238 240V241H240ZM192 240L193 239H191L190 240V238H188L187 239V241L189 242V244H191L192 243ZM218 240V239H217ZM222 242H223V238L222 239H220ZM186 241V242H187ZM225 240H224V243L226 242ZM220 242V241H219ZM221 242V243H222ZM230 242V244L231 245H229V246H233L232 245V241H229ZM228 242V243H229ZM232 242V243H231ZM237 242V241H236ZM9 243V242H8ZM54 243V242H53ZM216 243V242H215ZM223 243V244H224ZM228 243H227V245H228ZM218 244V243H217ZM216 244V245H217ZM220 244V243H219ZM218 244V245H219ZM248 244H246V246L248 245ZM249 244V245H250ZM221 245V244H220ZM248 245V249H249V247H251V245L249 246ZM189 246H191V245H189ZM211 246V245H210ZM215 246V245H214ZM213 246V247H214ZM245 246V247H246ZM181 247V246H180ZM185 247V246H184ZM187 247V246H186ZM193 247V246H192ZM218 247V246H217ZM187 248H189V247H187ZM186 248V249H187ZM233 248V247H232ZM232 248H230L229 247V251H231L230 249H232ZM234 248H235V246H234ZM238 248V247H237ZM247 248V247H246ZM182 249H184V248H182ZM190 249H192V248H189V251H190ZM195 249V248H194ZM193 249V250H194ZM240 249V248H239ZM238 249V250H239ZM241 249L243 250V248L241 247ZM241 249H240V251H241ZM245 249V248H244ZM247 249V250H248ZM179 250H180V248H179ZM233 250V249H232ZM246 250V249H245ZM252 250V249H251ZM32 251H33V253H32ZM192 251V250H191ZM250 251V250H249ZM55 252V251H54ZM239 252V251H238ZM243 252H245L244 250H243ZM251 252V251H250ZM250 252H248V251H246L245 253L248 255V253H250ZM12 253V252H11ZM23 253V254H22ZM56 253V252H55ZM54 253V254H55ZM237 253V252H236ZM241 253V252H240ZM10 255V257H8L9 255ZM19 254V255H18ZM233 254V256H231ZM230 256L231 257H228V260L227 261H229V262H231V263H235L236 262V260L237 259H241L242 261L244 260V264H245V261H246V259H248L249 260V256H247V257H249V258H247V257H245L244 256V254H237V255H235V253H232ZM24 255V256H23ZM221 255V257L219 256V258L221 259V260H224V261H226L225 260V257H222V254H220ZM224 255V254H223ZM224 256H226V255H224ZM59 257V256H58ZM58 257L56 256V258L58 259ZM8 258H9V260H10V258L12 259V260H8ZM47 258H49L48 260H50V258H52L51 260H53V262H54V258H55V255H50V257H47ZM251 258H252V255H251ZM197 259V258H196ZM195 259V260H196ZM220 259H219V261L217 262V263H219V262H221L220 261ZM227 259V258H226ZM40 261H41V259H39ZM47 260V261H48ZM56 260V259H55ZM240 260V261H241ZM248 260L246 261V262H248ZM24 261V260H23ZM39 261V262H40ZM43 261H45V260H43L42 259V262ZM57 261V260H56ZM223 261V262H224ZM226 261V262H227ZM233 261V262H232ZM10 262V263H9ZM49 262V261H48ZM52 262V261H51ZM99 262V261H98ZM101 263H103L102 261H100ZM99 262V263H100ZM196 262H198V261H196ZM229 262L228 263H226V264H229ZM44 263V262H43ZM42 263V264H43ZM47 262H45V264H46ZM99 263H97V264H99ZM100 263V264H101ZM200 263L201 264H203V262H201L200 261ZM215 263V262H214ZM217 263H215V264H217ZM230 263V264H231ZM236 263H238V264H241V262H236ZM235 263V264H236ZM249 263V262H248ZM47 264H49V263H47ZM54 264V263H53ZM55 264H56V262H55ZM96 264V263H95ZM105 264V263H104ZM194 264V263H193ZM198 264V263H197ZM221 264V263H220ZM247 264V263H246Z\"/></svg>",
	"mask_w": 264,
	"mask_h": 264
}]
</instances>
